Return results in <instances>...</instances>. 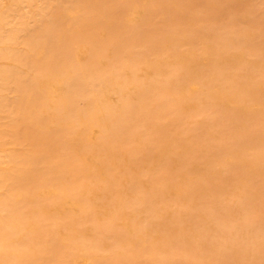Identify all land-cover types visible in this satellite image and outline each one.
Here are the masks:
<instances>
[{"label":"rangeland","instance_id":"1","mask_svg":"<svg viewBox=\"0 0 264 264\" xmlns=\"http://www.w3.org/2000/svg\"><path fill=\"white\" fill-rule=\"evenodd\" d=\"M2 1L3 2L5 1V2L3 3ZM2 1H1V3H3L2 5L9 6L11 4L9 6L10 9L14 8L12 7L11 0H9L10 2L9 1L7 2V0H2ZM27 1L28 0H25L21 3V5L20 4L18 5L20 8V6L22 5L24 6V2L27 4L26 8L25 6L24 7L22 6L20 10L17 9L18 8L17 7L16 10H18L19 12L16 10L11 11L8 7L7 8L5 6L2 7L1 5V10H0L1 14H4L7 12V15L12 17L11 14L14 13L13 14L14 16L15 12L18 13V17L16 14L15 15L16 18L14 16L13 21L11 20L13 19L11 17H10V20L8 19L9 21L8 24L10 26L7 25L6 26L7 28L6 27H5L6 29L4 28L5 35L8 33L9 35L14 37L15 32H16L15 36H18V37L16 38L14 37L15 38L14 40H17V39L18 40L14 41L12 37L11 40H13L14 42L10 41L12 43V44L10 43L11 45L7 43V46H4L6 44L4 45L2 44V46H0V50L3 48L6 49V47L8 48L10 47V49H14V51L17 49L15 52L13 50L11 51L15 54L17 53V57H16L17 60L15 61L16 58L15 59L14 57L12 58V56L14 55L11 56V59H14V62L11 61V59L7 57L5 59L3 58L4 59L3 61L0 57V61H1L0 67L2 64H4L2 65L3 68L8 66L9 69L11 70L10 67H12L14 64L15 65L14 67L15 68L17 67L18 71L21 70L20 72H23V71L26 72L27 74L18 73V75H20L19 78L20 77H22L21 79L24 78V81L17 80L19 82L22 81L21 85H19L20 84L19 83L18 86L20 88L22 86H23L22 88L24 87L26 89L30 88L29 90L28 89L27 90L29 92L32 91L31 93L28 94L27 93L28 91L25 88L23 89V91H21L22 89L18 88L16 86L17 84L16 85L13 84L14 86H11L12 88L14 87L13 89L17 91L19 89L21 91V94L27 91L26 92L27 95L24 96V99H22V102L20 101L22 104L17 100L19 103V104L17 103V105L21 104V107H19L20 111L18 110V107H17L18 112L15 111L16 110L15 104L17 101H13L15 102V104L13 102L11 103L12 100L8 96L13 94L12 95L13 98L16 95H18V97L20 98L21 94H19L18 92L17 94L15 93L11 94L12 91L14 92L13 89L11 92L6 91L7 93L10 94V95L9 94L7 95L8 98L6 97V99H10V101L8 100L7 103L10 102L9 105L12 104L14 106V108H12L13 106L11 105L12 107L10 106L9 108L14 109L16 114L13 112L12 115L10 114H9L10 116L8 115V118L10 119L12 118L11 120L6 119V118L4 120H9L7 122H10V123H12V120H14L16 121L15 122L16 124L13 121L12 123L13 126L9 123L12 128L7 127L6 129V126L5 127L3 126L1 127V129L5 128L7 130L6 131L2 129V131L4 132L6 131L5 133H8L7 134L8 136L4 138L6 140V139L12 138L9 136H12L13 135L12 133H14V131L11 132L9 129L12 130L14 127V128H19L22 131H25L26 130L25 125H27V130H28L31 127V125L30 127H28L29 124L31 123L34 126V129L37 131L35 132L34 129L32 131L31 130L33 128L32 126L30 129L31 133L30 131H27V132L25 131L27 133L26 134L27 138H29L30 136H34V138H37L39 137L38 135L42 136L44 132L46 131V134H44V136L45 135L48 136L49 134V137L51 139L53 135L58 138L57 134H59V140L61 136V139L63 138L66 141V144H64L65 141L64 143L58 141L59 145H61L62 147H59V149L56 152L55 150H53L54 148L53 146L57 147L56 146L57 142L55 143V141L54 142L52 141L55 144L52 146L53 148L51 147L50 150L48 149V152L50 151V153L46 154L43 152L44 155H48L50 157H52L51 154L57 153L59 156L58 158L61 160L60 162L58 161L59 159L56 158L58 159L57 160L58 165L59 163L61 165L62 160H63V164H62L63 166L59 168V171L58 170L55 171L57 167L56 168L53 167L54 172H56V174H58L59 176L54 174L56 175L55 177H57L55 178L54 175L52 174L54 173L53 171H51L50 173L52 174L51 175L52 177H46V176H50V174L46 176L42 174L45 177L43 176L38 177L39 181L42 179L41 180L42 182L40 181L42 184H40L39 182V185L40 186L42 185L41 188L38 184L37 185L39 186V188H37L36 184L33 185L34 181L29 182V183H22L23 185L27 184V186L30 183L32 184L28 187L26 186L27 188L26 187L24 188V186H21L22 185L21 183H20V186H18L19 184L17 185V183L15 185V182H13L12 184L14 186L11 187L12 179L11 177L8 178L10 176L9 174L10 171L8 170H10V167L13 165V164H9L11 163L9 159L11 158L10 156L12 154L15 155L12 152L14 151L12 150V148L15 149V147H18L19 145L17 146L11 145L10 147L9 144H11L10 143L12 141L11 139H10L11 141L7 140L8 143H6L7 141L5 142V140L4 141L0 140L4 142V143H1V145L2 144L4 145L2 149L0 145V150H3V151L6 150L4 152H8L9 150V154L11 152L10 155L7 153V154H2L1 156L0 154V161H2L3 163L1 164L0 162V220H1L0 221V234H3V232L6 234L7 232L9 233H11V231L13 232L11 233L12 235H10L11 238L9 237V241L7 240L8 242L5 241V238L6 237L8 238L9 235L6 236L5 238H3V236L1 238L0 236V240L2 241L4 240V243H5L3 244L2 242V244H0V264H62L63 261H64V264L66 262H67L66 264H69V263L71 264L72 262L74 264H95L96 262H97L96 264H183V263L188 264V262L190 263V260H191V264H193L195 260L197 262H195L194 264L196 263L198 264V260L200 258H201L200 262H202V260H205V259L208 260L210 256L212 257V261L214 264H219L218 262H216L217 258H219V262L221 264L223 263L220 261L221 259H223L222 261L225 262L223 264H232L235 259H238L237 255H240L238 259L240 263L239 261L237 263V260H235L234 264H256V263L264 264V255H263L264 254V78H262L264 77L263 76L264 75V70H263L264 68V62H263L264 61V0H132V1L131 0H77V1L76 0H40L39 1L38 0V2H36L37 4L39 3L38 6L36 3L34 4V0H30V5L33 8H31V6L29 7V3H27ZM85 2L86 4L84 5ZM31 3L34 5H32ZM3 8L4 10L2 11ZM129 8H133V9H129ZM62 9L63 10L65 9V11L72 10L73 12L71 11L72 14L71 12L65 13ZM76 10H78V12H75ZM10 11L11 13H9ZM60 11H62L63 14H67V15L69 14L68 16L69 17L71 16V17L69 18L67 16L66 18V16H62L63 14H61L62 12L59 13ZM129 13L130 15H132L133 13L136 17L130 16ZM25 15H29V16H25ZM54 15H60V16L56 17ZM21 16L23 17L21 18ZM61 16L63 17V19L65 17V19H69V20L66 21L65 23V19H64V22L62 23V25L59 26V24H61V21H63L61 20L62 18ZM51 17L53 18L55 17L54 19H57L59 17V19H57V23L55 22L56 20L52 21ZM80 20H83V22L85 23V24L84 23L82 24L81 22L83 26L84 25H87V26H85L84 28L79 27L81 26ZM10 21L12 23H10ZM23 21L24 22L26 21L25 22L26 24H24ZM98 21L100 23H98ZM68 22L69 24H67ZM73 23L79 24L77 31H75L76 30L75 27L78 24H76L75 26H72L74 25ZM25 27H26V30H25ZM49 27L50 28L53 27V28L49 29ZM12 28H13L14 34L11 30ZM63 28H66V29H63ZM53 29L54 30L56 29L57 31L56 30L54 31ZM7 30L10 31L11 33L7 32ZM46 30L47 32H49L50 30V32L53 33V35H51V33H48L47 35H43L47 33ZM19 31L21 33H19ZM76 32H77V36L75 37L74 35H76ZM63 33H68L71 35L72 33L73 34L75 33L74 35H72L74 36L72 38H76V40L78 39V35H79V39H78L79 42H77L75 39H72V38H71L72 42H70V39H68L70 38L68 37L69 35L64 37L65 35ZM81 34H82V37H81ZM39 35H41V37ZM42 35L44 37L46 36L44 40H43ZM97 35L99 36L101 35V37ZM36 36H37V39L39 40V41L37 40L38 43L36 45L43 46L44 48H46L44 49L45 51L43 50L45 53H41L42 48L39 50L41 54H39L38 51L36 54L34 53L36 50L40 48L38 47L37 49L36 48L37 46H34L36 43L35 42ZM48 37L51 39L48 40ZM29 38L31 39L34 38L33 40L34 44L32 43L33 44L32 46L31 44L29 45L31 41V39ZM97 38L99 39V42H97L98 41ZM59 39L61 43L59 42ZM169 39L171 40L170 42H169ZM26 41L27 42L29 41L28 44L26 43ZM175 41H177V43ZM211 41L214 42L215 47L218 46L216 48L218 51L219 50L223 51L221 53L219 52L218 56L216 55L217 50L213 53L214 55L210 53L211 57L207 56V54L206 55L204 54V52L208 53L209 51L207 50V48L213 45ZM45 42H46V45H45ZM58 42L59 44H57ZM75 42L77 43L75 44ZM14 43L18 45H15ZM63 43L65 44V46H63ZM169 43L171 46L168 45ZM55 44L57 47L56 46L54 47ZM74 44L78 48L75 47L76 49L73 50L72 47ZM162 44L164 45L162 46ZM60 45L63 47L61 48V50L59 49L61 47ZM66 45H68L67 46V48L69 47L68 49H72V52L70 50L69 52L71 54L73 53L74 58L75 57L79 58L78 60L77 58L73 60V57L71 58L68 57L70 53L67 52V50H65L67 49L65 48ZM69 45H71L72 47ZM179 45L182 47L179 48L180 47ZM52 46L53 48L51 49ZM166 48L171 49L169 51H171V53L172 52L174 53L172 54L169 53V51H167L168 49ZM54 49L56 50L55 52L52 51ZM77 49L80 52H82L83 50L84 51L82 53H79V51L77 52ZM163 50H164V53H163L164 55L162 54ZM178 50L180 53L177 52L176 54L175 52ZM24 51H25V55H24ZM62 51L64 52L66 51V54L68 53V56L66 54H63V55H65L66 58H68V60L72 59L71 60L72 63L71 61L67 63L68 60L60 53ZM85 51H87L88 53ZM28 53L31 55H29ZM59 53L62 55V57L65 58L66 62H63L64 58L62 61V58L60 57L61 55H59ZM192 53H193V57L195 55L194 58H196V56L199 55L200 59L199 57H197L196 60L193 59V61L188 60L189 62H186L187 60L185 61L184 59H186V57L189 59L190 58L189 55H191V58H193ZM32 54L33 55L35 54L36 56H33ZM51 54L52 55L54 54L53 61L51 59L52 57H50ZM173 54L175 56H177L178 54L180 55L177 56L178 58L177 57L175 58L174 56L173 57L174 61H173L172 60ZM165 55L166 57H170V58L169 59L166 58ZM47 56H49L51 60ZM162 56H164L165 58L163 59ZM206 56L207 58H205ZM212 56L213 57L217 56V57L212 58ZM9 57H10V54H9ZM18 57L19 58L21 57L20 58L21 62L20 60H18ZM26 57L31 58L29 59L30 61L33 60L31 62L32 64L29 63V61L28 62L26 61L27 60ZM218 58H222V60L221 59L219 60ZM223 58L226 59L227 64L225 63L224 61L225 59ZM227 58L229 60H227ZM22 60L25 61V63ZM46 60H48V62L51 61V64L46 62ZM17 61H19L20 64L23 63L21 64L22 67L20 64H18ZM73 61H75L74 64H73ZM90 61L92 62L94 61V62L92 63ZM146 61L151 64H153L152 62L155 61L156 63L154 62L155 64H153V66L158 64L157 66L154 67L156 71L153 70V68L151 67V64H146L147 63ZM179 61L180 62L185 61L186 65L190 62L191 63L188 66H185L184 65L185 62H183L182 64ZM206 61H208V63H206ZM45 62L48 63V64H45V65H48L47 67L45 65H42V63L44 64ZM69 63L72 64V72L76 70V73L75 72L72 73L71 71L69 72L71 73L70 75H73V76L68 75V73H65L64 71V67H65V70L67 71L71 70V69H68V68H71L69 67V65H71ZM88 63L91 64V66ZM160 63L162 64L163 67L159 65ZM172 63L175 66H173ZM177 63L178 64L180 63L181 64L180 67L182 68L178 67L177 65V67L179 68L178 69L176 67ZM25 64L27 65V67L24 66ZM92 64L93 65L95 64L94 65L95 67H92ZM196 64L200 67V69L197 68L198 66ZM213 64L215 66H217L218 64L221 68L219 66H217L219 69H217V67L214 68L215 66ZM9 65H12V66H9ZM41 65H42V69H43V66L44 68L46 67V69H49L48 67H53V66L55 67V70L57 68L58 70L63 69L62 71L59 70L62 73H60L59 71L58 72L56 71L57 74L63 75L61 76L63 78L66 74L67 76H70L67 78L68 80H65V81H63V78H62V82L66 83L67 81L72 87L71 88L70 86H67L68 91L64 92V93L68 92L66 94L67 97H64L63 96L64 93L61 94L62 93L61 91H64L66 89L64 85H67L68 83L64 85L62 83L60 85L59 83L61 82L58 81V83L57 82L55 83L59 85H56L55 83L50 85V90L52 91V89H54L53 90L54 93L55 92L57 93V94L55 93L56 95L54 93L50 94L51 98L54 97L52 98L53 101L54 99L57 101V99L59 100V98L63 97L69 100L68 103L70 101H72L73 103L72 104L70 102L69 108L71 109L69 110L71 111L67 109L68 113L71 112V115H69L70 113L68 114L66 112L67 113L66 115L68 116H65V118H69V121L65 119L63 120L65 123L62 122L64 125L58 124V126L63 125V127L57 126L56 129L53 127L55 131L53 130L50 131L51 126H53L50 124L54 122L51 118L43 117L42 121H40L41 122L40 124L37 121L36 116L33 119V116L37 114L35 112L38 110V108H36L37 105L34 100V96H32V94L34 93V90L32 89V83H30L29 81H31L30 80L31 76L33 77L34 75V77H36L37 72L39 73L40 71L41 72H44V70L46 71V69H43V70L40 69ZM143 65L145 68L144 67L142 68ZM146 65H149V66H146ZM184 66L185 68L188 67V69L185 70ZM14 67H12V69ZM54 67L53 69L50 68L51 70H53L50 72L55 73ZM60 67H62V69ZM78 67L79 69H82V70L80 71L78 69L77 71ZM146 67H149L150 69L148 70V68L146 69ZM169 67L171 68V70ZM20 68H22L23 70ZM36 68H38L37 71H36ZM90 68L94 69V71L91 70ZM196 68L198 70H196ZM229 68L232 70L230 71ZM253 68H254V71H253ZM83 69H84V72H83ZM174 69H178L177 72ZM180 69H182V71ZM5 70H2V71H5ZM85 70H88V72L90 71L91 72L93 71V72L91 74V72L88 73V72H85ZM169 70L171 71V73L175 71L176 74L174 73L172 74H174L176 78L174 77V75L171 77L170 72H168ZM190 70L192 71V73ZM152 71H155V74ZM15 72H17V70ZM79 72L80 73L82 72L81 74L83 76H81V74H77ZM167 72L169 73V77L171 78L172 81L171 80L169 81L168 80L169 77L167 79L166 75H164V73H167ZM178 72L180 73L177 74ZM185 72L187 73L185 74ZM252 72H255V74L254 73L251 74ZM28 73L30 74L28 75ZM84 73H86V75ZM157 73L158 74L160 73L159 75L160 78L158 77ZM145 74H146V77H144ZM189 74H191V76ZM213 74L214 76H212ZM247 74L249 75L247 76ZM102 75H103V79L104 78L106 79V80L104 79L103 82L101 81L103 80ZM110 75L114 81L111 79ZM201 75L202 77L204 76L203 78L204 80L208 82V85L212 81L211 79L214 80V82L212 81L213 83L211 82L209 85L211 88H207L208 85L206 81H204L206 82L204 83L205 85L200 84L201 82L203 83V81H201V78L198 77ZM225 75L227 76L225 77ZM122 76L124 79H122ZM163 76L166 78H164ZM57 77L59 78L60 75H58ZM71 77L73 81L70 79ZM189 77H193L194 81L192 80L193 78L190 79ZM33 78H31L32 82L34 80ZM114 78L117 80H115ZM244 78L246 81L243 80ZM69 79L71 81H69ZM154 79H160L158 81L155 80L156 83L161 82V84H164L165 83L164 81L166 80H168L166 84H168L169 82H172V83H169L168 85L164 84L162 85L163 87L160 84H158L157 85L158 87L157 86L155 88L153 87L154 89L153 91L151 87L153 86V84L151 81L154 82ZM195 79L198 81V83ZM251 79L253 80L252 82H251ZM26 80H29V81H26ZM58 80H61V79L59 78ZM106 81H107V85L106 83H104ZM108 81L113 82L114 85L110 86L109 85L110 82L108 83ZM115 81L117 84L114 83ZM118 81H121L122 83L123 81L126 82L125 85L126 86L128 85L127 86L128 89L125 88L124 84H123L124 88L123 87L121 88L120 87L121 82L119 83V86L117 88L116 86L118 85ZM234 81L236 84L234 83ZM173 82H177V83H173ZM184 82L186 83L187 86L185 85ZM244 82H247L248 84ZM262 82H263V85H262ZM29 83H30V86H29ZM142 83L146 84L145 85L146 87H143V89L146 88V90L144 89L143 91L145 92V94L144 93L142 94V91H140L141 94H139V91H138L142 88L141 86ZM250 83L252 85L254 84L255 86L254 85L250 86ZM171 84L174 85V87ZM212 84L214 85V87ZM139 85L141 86V88H139ZM248 85H249V88H246ZM135 86L139 88L137 89L138 93L137 92L134 93L136 91L135 90L136 88L134 89ZM164 86L166 87L167 91L164 88ZM226 86L227 87L232 86L231 87L232 89H227ZM74 87L77 89H75ZM212 87L214 89H212ZM255 87H257L258 89L257 88L255 89ZM10 88L8 87L7 89L11 90ZM102 88L103 89L105 88V89L103 90ZM199 88H201V91ZM251 88L255 89V90L253 89L254 92ZM113 89H116V90L118 89L119 93L122 91L124 93L122 96L121 94L120 96H117L118 94L116 95L115 93L116 90L114 91ZM157 89L160 91L161 90L163 91H161L160 93V91L157 92ZM208 89H210V92H208L209 93L208 99L206 98L208 93H206V97H204L203 95L204 100L202 99L203 98L202 96L200 99H196L198 97L197 95H200V94L202 95V93L204 94V91L207 92ZM228 90L231 91L230 93H228V95L229 96L232 95L233 99L225 95L227 93L225 91H228ZM235 90L238 92H236ZM93 91L95 93L96 91H99L100 94H104L105 96L102 95L100 97L98 93L95 94ZM197 91L199 93H197ZM6 92H4L5 94L3 93L4 98H5ZM195 92L197 93L196 95H195ZM128 93H131V98L133 99H130V97L129 98L124 97ZM221 93L224 96L221 95ZM93 94L96 96H94ZM133 94L135 95L133 96ZM213 94H214V97H213ZM23 95L24 94H22V96ZM27 96H30V98L34 102L32 103L31 99L28 102L27 98L29 97ZM180 96H182L183 99H181L182 97ZM186 96L187 97L189 96V97L187 98ZM193 96L195 97L192 98ZM209 96L211 98H209ZM90 97L92 99L93 97L97 99L96 100L97 103L95 104V106L93 102L95 99H93L92 101L93 103H92L91 101L88 100V98L90 99ZM103 98L105 100H103ZM107 99H110L111 102L110 100H107ZM115 99H118V100L115 101ZM192 99L195 100L194 102H196L197 105L196 103L192 102ZM210 99L212 101H210ZM216 99L218 100L216 101ZM229 99H231L232 101ZM253 99L254 101L255 100L256 101L254 102ZM78 100H79L80 105L82 103L81 106L77 105ZM81 100H84V102L83 101L81 102ZM121 100L124 101V103H122L124 106L128 105L129 103L130 105L127 106V108H130V109L126 110V107L124 108V106L121 105L120 103ZM184 100L187 102L189 101L188 103L189 105L187 104V102L184 104ZM258 100L260 101L259 104L257 103ZM98 101H100L102 106ZM103 101L107 103L109 102L108 103L109 105L108 104L106 105ZM24 102L27 104V106L25 107H23L25 104ZM90 102L91 104H93V106L92 105L90 106H92L93 108H97L99 110V111L96 110L97 112L99 113L100 111L102 112L100 115L98 113L97 117L95 114L96 113L95 109L92 110V108L88 107ZM199 102H201L202 105ZM206 102L207 104H205ZM84 103H86V105L88 104V106L84 107L85 106ZM193 103L195 104V106L193 105ZM30 104L31 106L34 105L33 108L30 106ZM75 105L78 106L79 108H77ZM113 105L115 107L117 105L116 107L117 109L115 110L111 109L112 111L110 112L109 107L110 106L113 107ZM29 106H30V109H29ZM83 107L85 109H83ZM103 107L105 109H103ZM21 108H24V109L22 110ZM34 108L36 109V111L33 110ZM86 108H87V111H86ZM107 108H108V111H105L104 113V110H107ZM5 109H4V115L6 116L7 112L5 111ZM25 109H28V111ZM72 109L74 111H76L75 109H78V110L74 112ZM119 109H122V110H119ZM146 109H148V111H146ZM175 109H177L178 111H176ZM10 110L11 109H8L7 111L10 112ZM80 110H83V112L85 111L87 113L82 112L80 115L79 114ZM119 111L120 113L122 112L121 117L119 114H117ZM152 111H155V112H152ZM20 112L21 113L24 112L23 115L22 114L18 115V113ZM32 112L35 114H33ZM29 113H31L30 115L33 114V116H29L28 115ZM111 113H116L117 115L116 114L114 115L118 117H117V121L115 119L116 116L112 117V120L115 119L114 120L115 122L114 121L111 122L109 126V127L112 126L110 128V132L114 126V128L117 127L118 133L121 131L123 134H121V132L120 134H118L112 131L111 135L109 134V136L111 137H108L105 134L108 137V139L110 138L109 140H106L107 137L105 135H103V140H105V142L100 141V139H102L101 137L100 139H98V141H100L101 143H104V147L105 149H107L109 155L107 154L108 155L107 158L101 161L102 166H99L98 167L99 169L96 168V171H95V167L89 166L90 169L92 168L90 170L92 174L90 172L88 173L87 169H86L87 171L84 170L83 163L79 161V159L81 158V154L83 153V151H85L86 147L82 149L79 147L77 149L76 147L77 149L76 150L74 146L67 144L68 141L70 140L65 139L63 137L64 136L63 134L68 135L69 132H73L71 128L74 127V130H75L76 128H78L77 125L81 126L79 115L80 116L84 115L83 117L86 118V120H88L87 125L89 123L94 124L93 122L96 123L94 124V126L96 125L95 127H92V128L90 127L91 129L90 132L92 133V135L90 134L88 135V136H91L90 139L93 142L89 141L90 140L89 137L86 138L89 140L85 141L87 142V145L92 146L94 145L93 143L98 142L95 139V137L97 138L96 134L101 133L100 129L104 126L103 125L104 122L102 121L104 120L105 117L110 116ZM151 113H154V114H151ZM87 114L88 116H86ZM91 114L95 115V117L92 116L94 117V120L96 119L95 121H93ZM2 115L3 113L1 114V116ZM1 116H0L1 124L2 123L6 124V122L4 123V121L1 120ZM23 116H29V117H26L27 119H25V117ZM72 116L74 118H71L70 120V117ZM15 118H18V120H15ZM19 118L21 119L23 118V121L21 123L23 125L22 128L21 126H19L21 122ZM101 118L103 119L101 120ZM30 120H33V122H31ZM97 120H100L99 123ZM119 120L121 122H119ZM34 121L36 125L37 124L41 125L42 128L40 129V126L38 125L37 126L39 128H36L37 126L35 127ZM44 121L46 124L43 123ZM71 123L73 124L75 123V125ZM92 124L91 126H93ZM119 124L121 126H119ZM97 125H99L100 129L99 128L96 129L98 127ZM69 126L71 128L68 129ZM86 126L85 128H88ZM81 128L79 127V130ZM125 129L127 130L125 131ZM79 130L77 129L75 131H79ZM41 131L43 134L40 133ZM114 131H116V129ZM32 132L36 133L37 135L36 134L34 135ZM40 140L41 139L36 140V141H38L39 144L40 142L43 143L42 141L43 139L41 141ZM119 142L120 143L122 142L121 145ZM172 142L174 143L173 148L171 147ZM5 143L6 145L7 144L9 145V148L5 146ZM45 143H43L42 146L41 144L40 145L37 144L36 145L37 149L35 150L39 151L40 147L43 148V145ZM71 146L74 148L72 149ZM18 148L22 149L21 146ZM44 148L46 149L47 147L45 146ZM66 148L68 149L71 148L69 150H74L72 151L73 153L70 152L69 150H66ZM78 150L82 152L80 155H78V157L80 158H78L76 155ZM42 151H45V150L41 149V152L39 151L37 153L41 154ZM80 151L78 153H80ZM5 155H9V159L8 157H5ZM114 155L117 158H115ZM117 155L118 156L120 155V156L118 157ZM168 156H170L172 159ZM4 157L6 161L4 160ZM50 157L48 158L49 162H50ZM238 157L239 159L241 158L243 159V161L242 159L240 161L244 163L246 161V163L245 164L242 162L240 163L239 159H237ZM52 158H54V156ZM56 159H54L55 162H56ZM3 160L5 161V163L3 162ZM54 160L52 159L53 162ZM71 161L73 162L70 163ZM91 161L93 164L97 163V160L95 158H92ZM110 163L111 164L117 163L119 168L118 167L116 168L117 165L116 166L114 165L117 170L114 169L113 165H111ZM103 164H105V166ZM119 164L121 165L119 166ZM38 167H41V166H38ZM63 167L67 170V172L66 170H64ZM62 168L64 171L61 170ZM92 171H95V172H92ZM84 175L89 178L84 177ZM5 176H7V178ZM82 176L84 178H82ZM107 177H109L110 179H107ZM113 177H115V179ZM6 180H8L10 184L9 183L6 184ZM35 183H36V180H35ZM93 191L95 193L97 192V194L100 192L101 193L96 198L95 196L96 194ZM124 191H125L126 196H124ZM60 192H62L61 195H63V192H65L64 195L65 194L66 195L64 197L61 195L59 196ZM174 192L176 196H174V194H171ZM26 193L28 194L30 193L32 195V196L30 195L32 199H30L31 197L29 198V196L27 195V198L29 200L25 198L23 200V197L26 195ZM93 193L95 197L92 195ZM81 194L82 195L84 194L85 196H82ZM119 195L122 198H119L118 197ZM20 197L21 199L19 200ZM90 198H92V201H90ZM120 199L123 201H121ZM55 201L56 202L59 201L58 207L59 205L62 206L61 208L56 207L57 210L60 209L62 214L60 211L58 213L56 209L54 211V208L57 204ZM116 201L119 202V206L117 204L118 202L116 203ZM52 202L53 203L55 202V204L52 205ZM107 203L109 204V206ZM122 203H124V205H122ZM50 204L52 205L51 209L53 210H50V207H51L49 206ZM120 204L122 206H120ZM111 205H115L119 209H117V207L114 206L117 209V211L115 208H113L114 209L113 210L112 209L113 206ZM96 207L98 208V210H95L97 209ZM44 210H47L50 212H45ZM118 210H120L119 212L121 214L118 212ZM41 211L42 212L44 211V212L42 213ZM51 211L52 212L54 211V212L52 213ZM121 211H123V213ZM207 216L208 218L206 220L208 221L211 220L210 222L211 223L215 222L214 224L218 223L215 225V227L210 223L208 225V226L210 225L213 226V227L211 226L209 229L217 228L215 230L217 233L214 231L215 233L213 235L212 233L214 229L212 230V233H211V230L207 232L205 231V230H209L207 229L208 228L207 225H206L207 228L205 229V224H207L208 221L204 222V220L202 219ZM148 219L149 221L146 223ZM116 220L117 221L119 220V221L116 222ZM120 221L125 222L126 225ZM202 223H204L203 228L201 227ZM11 224L13 226L15 225V227H13L12 230L10 229L11 230L10 231L9 229H7V226L11 228L10 227ZM219 224L222 225V226L220 225L221 229L218 227ZM190 225L192 226L194 225L193 226V228H195L194 230H196L198 227H201L202 229L200 230L198 228L199 231L196 230L198 233L197 234L196 231H194L192 228L191 230H193L195 234H197V235L195 234L193 235L192 233L194 232L188 229ZM159 226L161 229L159 228ZM187 226L189 227L187 228ZM153 227L154 228L156 227L158 232ZM181 227L187 228V230H184ZM14 228L17 230H15ZM176 228L178 230H181L182 232L184 230V233L186 234L184 235V233H182V235L184 236H181L180 234L177 235L178 230ZM227 228H229V230H227ZM238 228H239V231H238ZM73 229L76 230L77 233L73 232ZM134 229L136 230V233L133 232ZM143 229H144V232L146 233L149 232L148 235L143 232ZM151 229L155 231L150 232ZM203 229L205 230L202 231ZM138 230H141L142 232ZM189 230L191 231V233H188ZM241 230H242V235L240 234ZM129 231H131L130 232L132 233L131 235ZM121 232H123L124 234ZM138 232L143 233L144 234L143 237L146 236V238H144V240H140L139 238L142 239L141 236L143 235V234L141 235V233L139 234L140 236H137L139 238H137L135 235H137ZM89 233L91 234V236L89 235ZM153 233L159 234L158 235L160 238L159 242H158V236L154 235ZM208 233H211V234H208ZM231 233L234 234L232 237H234L235 239L231 237ZM235 233L238 234L239 236H235L236 235ZM60 234H62L63 236H61ZM72 234L73 236L70 237ZM119 234H120V237H119ZM121 234L123 236H121ZM190 234L191 236H189ZM201 234L203 236H201ZM77 235H78L79 241H78V238H76ZM134 236L137 238V240H135ZM149 236L150 238L151 237L154 238L155 236H157V238L155 237L157 240L155 241L152 239L153 243H151L152 240L148 239ZM198 236H200L201 238L204 237L202 238L204 240L202 241V239L198 238ZM73 237H75L77 240L74 241L75 238ZM121 237H125V240L119 239ZM161 237L162 238L166 237V238L162 239ZM193 237L195 240L193 239ZM196 237L198 238L197 240H196ZM71 238H73L74 240ZM99 240L100 242H98ZM120 240H122V243H120L121 242ZM143 241H146V242L143 243ZM77 243H79L80 245ZM73 244H76V245H73ZM141 244H143V246ZM151 244L153 247L151 246ZM116 245H119V246H116ZM77 247L80 248L81 252L79 251ZM211 247H213L214 250ZM228 247L231 249H229ZM112 249H114L117 252L114 253L113 252L114 250ZM198 249L200 250V252ZM205 250L208 252H206ZM251 250H252V253H250ZM189 251L196 257L191 256L190 255L191 253ZM18 252L19 253L21 252L20 254L23 253L24 255L22 254V256H20ZM201 252L202 254H200V258H199L198 255ZM259 253H261V255ZM212 254L216 255L214 257H217V258H214ZM17 255H19L20 258L19 256L17 257ZM204 255H207L206 257L208 258L206 257L204 258L203 257ZM230 255L231 256L233 255L232 257H234V260L233 258H231ZM258 255L260 256V258H258L259 257ZM94 256L98 258L97 259L98 261L96 262L93 261L96 259V258L93 259ZM213 258L216 260H214ZM90 259H91V262H90ZM192 259L194 260L193 263H192ZM180 260L181 261L183 260V261L181 262ZM227 260L228 261L230 260L229 261L230 263H228ZM212 261L211 259H209L208 262L206 261L204 262L207 264L209 263L213 264Z\"/></svg>","mask_w":264,"mask_h":264},{"label":"bare ground","instance_id":"2","mask_svg":"<svg viewBox=\"0 0 264 264\" xmlns=\"http://www.w3.org/2000/svg\"><path fill=\"white\" fill-rule=\"evenodd\" d=\"M1 1H2V0H0V10H1V5L5 2V1H4V2L2 1L3 3H1ZM8 1H9V0H7V2H8ZM11 1H12V7H14L13 9H12V8L10 9V7H9V6L11 5L10 3H8V4H10L9 6L2 5V7H3V6H5L6 8L8 7L11 11H13V10L15 11L16 8L18 7L17 9L20 10V8H22L23 5L20 6V8H19L18 5H19V4L21 5V3H22L23 1H25V0H11ZM39 1H40V0H39ZM76 1H77V0H76ZM131 1H132V0H131ZM9 2H10V1H9ZM31 2H32V1H31ZM36 2H38V0H34V4H35ZM111 2H112V1H111ZM27 3H29V7H30V6H31V5H30V0H28ZM25 4H26V3L24 2V6H25V8H26V7H27V4H26V5H25ZM31 4H32V3H31ZM34 4H32V5H34ZM36 4H37V3H36ZM38 4H39V3H38ZM38 4H37V6H38ZM85 4H86V2L84 3V5H85ZM87 4H88V3H87ZM13 5H15V6H13ZM52 5H53V4H52ZM52 5H51V6H52ZM125 5H126V4H125ZM174 5H175V4H174ZM24 6H23V7H24ZM172 6H173V5H172ZM175 6H176V5H175ZM86 7H87V6H86ZM176 7H177V6H176ZM31 8H33V7L31 6ZM133 8H134V7H133ZM133 8H129V9H133ZM82 9H83V8H82ZM129 9H128V10H129ZM3 10H4V8L2 9V11H3ZM60 10H61V9H60ZM62 10H63V9H62ZM107 10H108V9H107ZM8 11H9V10H8ZM11 11H10L9 13H11ZM16 11H18V10H16ZM30 11H31V9H30ZM63 11H64L65 13H69V12H71L72 10H68V11L66 10V11H65V9H64ZM129 11H130V10H129ZM4 12H6V11H4ZM4 12H3V13H4ZM18 12H19V11H18ZM21 12H22V11H21ZM24 12H25V11H24ZM61 12H62V11H60L59 13H61ZM72 12H73V11H72ZM72 12H71V14H72ZM75 12H78V10H76ZM75 12H74V13H75ZM79 12H80V10H79ZM98 12H99V11H98ZM130 12H131V11H130ZM34 13H35V12H34ZM59 13H57V14H59ZM86 13H87V12H86ZM86 13H85V14H86ZM105 13H106V11H105ZM112 13H113V12H112ZM13 14H14V13H13ZM13 14H11V15H12V17H11V16H8V15H7V12L4 13V14H1V13H0V46H2V44H3V45L6 44V45H4V46H7V43H9V45H11V44H12L11 42H12L16 37H18V36H15V35H16V32H15V35H14L15 38H14L13 36L9 35L7 32H9V33H11V32L8 31V30H7V32H6L7 34H6V35L4 34V28H5L7 25L10 26V25L8 24V22H9L8 19L10 20V17H11V18H13V19H11V20L13 21V20H14V16H15L16 14H17V17H18V13L15 12V15H14V16H13ZM19 14H20V13H19ZM25 14H26V13H25ZM61 14H63V12H62ZM91 14H92V13H91ZM91 14H90V15H91ZM119 14H120V13H119ZM68 15H69V14H68ZM68 15H67V14H63L62 16H66V18H67ZM73 15H74V14H73ZM97 15H98V14H97ZM113 15H114V14H113ZM129 15H130V13H129ZM25 16H29V15H25ZM54 16L57 17V16H60V15H54ZM62 16H61V17H62ZM87 16H88V15H87ZM101 16H102V15H101ZM117 16H118V15H117ZM130 16H135V15L132 13V15H130ZM22 17H23V16H21V18H22ZM68 17H69V16H68ZM70 17H71V16H70ZM70 17H69V18H70ZM74 17H75V16H74ZM74 17H72V18H74ZM88 17H89V16H88ZM93 17H94V15H93ZM128 17H129V16H128ZM135 17H136V16H135ZM142 17H143V16H142ZM15 18H16V16H15ZM31 18H32V17H31ZM54 18H55V17H54ZM54 18L51 17V20H52V21H55V20H56L55 22L57 23V19H59V17H58L57 19H54ZM107 18H108V17H107ZM64 19H65V17H64ZM64 19H63V17L61 18V20H63V21L60 20V21H61V24H59V26L62 25V23L64 22ZM88 19H89V18H88ZM92 19H93V18H92ZM103 19H104V18H103ZM26 20H27V19H26ZM31 20H32V19H31ZM68 20H69V19H65V23H66V21H68ZM71 20H72V19H71ZM94 20H95V19H94ZM124 20H125V19H124ZM18 21H19V20H18ZM52 21H51V22H52ZM76 21H77V20H76ZM76 21H74V22H76ZM108 21H109V20H108ZM23 22H24V21H23ZM25 22H26V21H25ZM25 22H24V24H26ZM81 22H82V24L84 23L83 20H80V24H81ZM87 22H88V21H87ZM127 22H128V21H127ZM129 22H131V21H129ZM10 23H12V22L10 21ZM13 23H14V22H13ZM15 23H16V22H15ZM21 23H22V22H21ZM53 23H54V22H53ZM93 23H94V22H93ZM98 23H100V22L98 21ZM182 23H183V21H182ZM67 24H69V22H68ZM73 24H74V23H73ZM76 24H78V23H76ZM76 24H74V25H72V26H75ZM82 24H81V26H79V24H78V25L75 27L76 30H75V28H74V30L77 31V30H78V26H79V27H82V28H84L85 26H87V25H84V26H83ZM84 24H85V23H84ZM96 24H97V23H96ZM105 24H106V23H105ZM130 24H131V23H130ZM135 24H136V23H135ZM185 24H186V23H185ZM188 24H189V23H188ZM46 25H47V24H46ZM48 25H49V24H48ZM137 25H138V24H137ZM14 26H15V25H14ZM51 26H52V25H51ZM66 26H67V25H66ZM66 26H65V27H66ZM90 26H91V25H90ZM92 26H93V24H92ZM26 27H27V26H26ZM26 27H25V30H26ZM47 27H48V26H47ZM191 27H192V26H191ZM191 27H190V28H191ZM6 28H7V27H6ZM6 28H5V29H6ZM17 28H18V27H17ZM51 28H53V27H51ZM51 28L49 27V29H51ZM59 28H60V27H59ZM69 28H70V27H69ZM95 28H96V27H95ZM101 28H102V27H101ZM45 29H46V28H45ZM63 29H66V28H63ZM88 29H89V28H88ZM104 29H105V28H104ZM186 29H187V28H186ZM9 30H10V28H9ZM11 30H12V32H13V28H12ZM53 30H54V29H53ZM53 30H52V31H53ZM55 30H56V29H55ZM55 30H54V31H55ZM74 30H72V31H74ZM182 30H183V29H182ZM17 31H18V30H17ZM56 31H57V30H56ZM61 31H62V30H61ZM79 31H80V30H79ZM79 31H78V33H79ZM93 31H95V30H93ZM96 31H97V30H96ZM133 31H134V30H133ZM42 32H44V31H42ZM46 32H47V30H46ZM102 32H103V31H102ZM106 32H107V31H106ZM121 32H123V31H121ZM19 33H21V32L19 31ZM22 33H23V32H22ZM24 33H25V32H24ZM48 33H51L50 30H49V32H47L46 34H43V35H47ZM85 33H86V32H85ZM184 33H185V32H184ZM13 34H14V32H13ZM63 34L65 35V36L63 35L64 37H66L67 35H69L68 37H70V38H68V37H67V38L70 39V42H72V41H71V38H72V37H74V36L76 37V36H77V32H76V35H74L75 33H74V34L72 33V35H74V36H72L71 34H68V33H63ZM82 34H83V33H82ZM82 34H81V37H82ZM91 34H92V33H91ZM107 34H108V33H107ZM143 34H144V33H143ZM7 35H8V36H7ZM17 35H18V33H17ZM33 35H34V34H33ZM43 35H42V37H43V40H44L46 36L44 37ZM51 35H53V33H51ZM70 35H71V36H70ZM87 35H89V34H87ZM130 35H131V34H130ZM9 36H11V37H9ZM39 36L41 37V35H39ZM92 36H93V35H92ZM97 36H99V35H97ZM171 36H172V35H171ZM12 37H13V38H12ZM29 37H30V36H29ZM59 37H60V36H59ZM99 37H101V35H100ZM181 37H182V36H181ZM11 38H12L13 40H11ZM86 38H87V37H86ZM93 38H94V37H93ZM158 38H160V37H158ZM169 38H170V37H169ZM178 38H179V37H178ZM209 38H210V37H209ZM21 39H22V38H21ZM25 39H26V38H25ZM29 39H31V38H29ZM39 39H40V38H39ZM50 39H51V38L48 37V40H50ZM72 39H75V40H76V38H72ZM78 39H79V35H78ZM78 39L76 40L77 42H79ZM82 39H83V38H82ZM84 39H85V38H84ZM89 39H90V38H89ZM89 39H88V40H89ZM161 39H162V37H161ZM17 40H18V39H17ZM17 40H14V41H17ZM27 40H28V39H27ZM33 40H34V38L31 39L29 45L31 44V46H32V45L34 44ZM37 40H38V39H37V36H36V37H35V42H36V43H35L34 46H37L36 44H37L38 41H39V40H38V41H37ZM46 40H47V38H46ZM46 40H45V41H46ZM64 40H65V38H64ZM64 40H63V41H64ZM95 40H96V39H95ZM97 40H98L97 42H99V39H98V38H97ZM100 40H101V39H100ZM165 40H166V39H165ZM165 40H164V41H165ZM167 40H168V39H167ZM174 40H175V39H174ZM10 41H11V42H10ZM14 41H13V42H14ZM40 41H41V40H40ZM73 41H74V40H73ZM86 41H87V40H86ZM170 41H171V40L169 39V42H170ZM28 42H29V41H28ZM28 42L26 41L27 44H28ZM43 42H44V41H43ZM46 42H47V41H46ZM46 42H45V45H46ZM59 42L61 43L60 39H59ZM59 42H58L57 44H59ZM77 42H75V44H76ZM84 42H85V41H84ZM84 42H83V43H84ZM93 42H94V41H93ZM165 42H166V41H165ZM173 42H174V41H173ZM175 42L177 43V41H175ZM211 42H212V41H211ZM211 42H210V44H211ZM10 43H11V44H10ZM16 43H17V42H16ZM22 43H23V42H22ZM22 43H21V44H22ZM32 43H33V44H32ZM51 43H52V42H51ZM55 43H56V41H55ZM85 43H86V42H85ZM100 43H101V42H100ZM163 43H164V42H163ZM183 43H184V42H183ZM186 43H187V42H186ZM212 43H213V45H211V46H209V47L207 48V50L209 51L208 53H205V52H204L205 50L203 51L205 55L207 54V56H210V57H211V54H213V53L217 50L216 48L218 47L217 45H216L217 47H215L214 42H212ZM217 43H218V42H217ZM14 44H15V43H14ZM23 44H24V43H23ZM65 44H66V42H65ZM65 44L63 43V46H65ZM75 44L73 45V47H72L71 45H69V46H71L72 49L74 50V49H76L75 47H77ZM88 44H89V43H88ZM92 44H93V43H92ZM180 44H181V43H180ZM190 44H191V43H190ZM215 44H216V43H215ZM9 45H8V46H9ZM15 45H18V44H15ZM96 45H97V44H96ZM134 45H135V43H134ZM153 45H154V44H153ZM163 45H164V44H162V46H163ZM168 45H170V43H169ZM172 45H173V43H172ZM182 45H183V44H182ZM12 46H14V45H12ZM55 46H56V44L54 45V47H55ZM60 46H61V45H60ZM67 46H68V45H66L65 48H67ZM94 46H95V45H94ZM131 46H133V45H131ZM158 46H159V45H158ZM170 46H171V45H170ZM179 46H180V45H179ZM219 46H220V45H219ZM223 46H225V45H223ZM223 46H222V47H223ZM38 47H40V48L38 49ZM48 47H49V46H48ZM56 47H57V46H56ZM58 47H59V46H58ZM82 47H83V46H82ZM92 47H93V46H92ZM181 47H182V46H180L179 48H181ZM187 47H188V46H187ZM7 48H8V47H6V49H7ZM18 48H19V47H18ZM31 48H33V47H31ZM36 48H37L38 50H36V51L34 52L35 54L37 53V51L39 52V50H40L41 48H42V51H43L44 49H46V48H44L43 46H39V45H38ZM49 48H50V47H49ZM52 48H53V46L51 47V49H52ZM61 48H63V47L61 46L59 49L61 50ZM68 48H69V47H68ZM68 48L65 49V50H67V52H69V50L72 52V49H68ZM77 48H78V47H77ZM79 48H80V47H79ZM109 48H110V47H109ZM168 48H169V47H168ZM168 48H166V49H168ZM176 48H177V46H176ZM188 48H189V47H188ZM201 48H202V46H201ZM4 49H5V48H3V49L0 50V57H1V59H2L3 61H4V59H5L6 57L9 58V59H11V56H12V55H14V56H12V58L14 57V59L17 57V53L15 54V53L11 52L12 50L14 51V49H10V47H9L7 50H6V49L4 50ZM20 49H21V48H20ZM55 49H56V48H55ZM55 49L52 50V51L55 52V51L57 50V49H56V50H55ZM80 49H81V48H80ZM101 49H102V48H101ZM103 49H104V48H103ZM105 49H106V47H105ZM132 49H133V48H132ZM163 49H164V48H163ZM221 49H223V48H221ZM226 49H227V48H226ZM3 50H4V51H3ZM9 50H10V52H9ZM16 50H17V49H16ZM16 50H15V51H16ZM34 50H35V48H34ZM34 50H33V51H34ZM169 50H171V49H168L167 51H169ZM194 50H195V48H194ZM6 51H7V52H6ZM15 51H14V52H15ZM26 51H27V50H26ZM42 51H41V53H45V52H44L45 50H44L43 52H42ZM78 51H79V50L77 49V52H78ZM83 51H84V50H83ZM83 51H82V52H83ZM90 51H91V50H90ZM131 51H132V50H131ZM172 51H173V50H172ZM174 51H175V50H174ZM225 51H227V50H225ZM8 52H9V53H8ZM21 52H22V51H21ZM28 52H29V51H28ZM46 52H47V51H46ZM50 52H51V51H50ZM50 52H48V53H50ZM58 52H59V51H58ZM62 52H63V53H62ZM62 52H60L62 55H63V54H66V51H65V52L62 51ZM82 52L79 51V53H82ZM85 52H87V51H85ZM93 52H95V51H93ZM159 52H160V51H159ZM177 52L180 53L179 50L176 51L175 53L177 54ZM219 52L221 53V52H223V51H221V50L218 51V50H217V52H216V55H217V56L219 55ZM26 53H27V52H26ZM41 53L39 52V54H41ZM60 53H59V55H61ZM69 53H70V52H69ZM87 53H88V52H87ZM127 53H129V52H127ZM130 53H131V52H130ZM163 53H164V50H163L162 54H163ZM169 53H171V51H169ZM172 53H174V52H172ZM172 53H171V54H172ZM189 53H191V52H189ZM198 53H199V52H198ZM210 53H211V54H210ZM229 53H230V52H229ZM9 54H10V57H9ZM28 54H29V53H28ZM35 54H34V55L32 54V55H33V56H36ZM85 54H86V53H85ZM85 54H84V55H85ZM90 54H92V53H90ZM93 54H94V53H93ZM133 54H134V53H133ZM133 54H132V56H133ZM167 54H168V53H167ZM181 54H182V52H181ZM186 54H187V53H186ZM202 54H203V53H202ZM208 54H209V55H208ZM24 55H25V51H24ZM29 55H31V54H29ZM29 55H28V56H29ZM37 55H38V54H37ZM62 55H61L60 57L62 58V61H63V58H64V57L66 58V56L63 55L64 57H62ZM66 55L68 56V53H67ZM70 55H71V56H70ZM70 55L68 56L69 58H71V57L74 56L73 53H72V54L70 53ZM84 55H83V56H84ZM130 55H131V54H130ZM163 55H164V54H163ZM168 55H169V54H168ZM179 55H180V54H178L177 56H179ZM213 55H214V54H213ZM33 56H32V57H33ZM53 56H54V54H53V55H52V54L50 55V57H52V58H51L52 61H53V58H54ZM134 56H135V55H134ZM170 56H172V55H170ZM174 56H175V55L173 54V56H172V60H173V61H174V59H173ZM177 56H175V58H176ZM189 56H190L189 59H188L186 56H185L186 59H184V58H183V59H184L185 61L187 60L186 62H189L188 60H192V61H193V59L196 60L197 57H199V55H197L196 58H194L195 55H194V57H193V53H192V57H193V58H191V55H189ZM207 56H206L205 58H207ZM217 56H216V57H217ZM221 56H222V54H221ZM47 57L49 58V56H47ZM126 57H127V56H126ZM162 57H163V59H164V58L166 57V55H165V57H164V56H162ZM210 57H209V58H210ZM216 57H215V56H214V57L212 56V58H216ZM219 57H220V56H219ZM223 57H224V55H223ZM226 57H228V56H226ZM3 58H4V59H3ZM20 58H21V57H20ZM20 58L18 57V60H20ZM26 58H27V57H26ZM37 58H38V57H37ZM65 58H64V61H63V62H66ZM76 58H77V57H75V58L73 57V60L76 59ZM166 58L169 59L170 57H166ZM177 58H178V57H177ZM179 58H180V57H179ZM9 59H8V60H9ZM14 59H11V61L14 62ZM29 59H31V58H27L26 61H27V62L29 61V63H31L33 60L30 61ZM32 59H33V58H32ZM49 59H50V58H49ZM49 59H48V60H49ZM51 59H50V60H51ZM66 59L68 60V58H66ZM78 59H79V58H77V60H78ZM134 59H135V58H134ZM199 59H200V57H199ZM202 59H203V57H202ZM210 59H211V58H210ZM218 59H219V60H220V59L222 60V58H218ZM223 59H225V58H223ZM230 59H232V58H230ZM235 59H236V58H235ZM8 60H7V61H8ZM16 60H17V58L15 59V61H16ZM35 60H36V59H35ZM48 60H46V62H48ZM59 60H60V59H59ZM71 60H72V59L68 60L67 63L70 62ZM94 60H95V59H94ZM131 60H132V59H131ZM177 60H178V59H177ZM177 60H175V61H177ZM213 60H214V59H213ZM213 60H212V62H213ZM227 60H229V59L227 58ZM236 60H237V59H236ZM259 60H260V59H259ZM261 60H262V59H261ZM22 61H23V60H22ZM62 61H61V62H62ZM105 61H106V60H105ZM167 61H168V60H167ZM185 61H183V62H185ZM208 61H209V60H208ZM208 61H206V63H208ZM210 61H211V60H210ZM224 61H225V63H226V59H225ZM231 61H232V60H231ZM237 61H238V60H237ZM248 61H249V60H248ZM0 62H1V61H0ZM9 62H10V61H9ZM17 62H18V64H20L19 61H17ZM20 62H21V60H20ZM23 62L25 63V61H23ZM46 62H45L44 64L42 63V65H45V64H48V63L51 64V61L48 62V63H46ZM74 62H75V61H73V64H74ZM78 62H79V61H78ZM90 62H92V61H90ZM93 62H94V61H93ZM93 62H92V63H93ZM137 62H138V61H137ZM143 62H144V61H143ZM146 62H147V61H146ZM150 62H152V61H150ZM154 62H155V61H154ZM154 62H152V63L155 64L156 62H155V63H154ZM164 62H165V61H164ZM164 62H163V63H164ZM171 62H172V61H171ZM179 62H180V61H179ZM183 62H180V63L183 64ZM186 62L184 63L185 66H188V65L191 63V62H190V63H188V64L186 65ZM214 62H215V61H214ZM243 62H244V61H243ZM263 62H264V61H263ZM71 63H72V61H71ZM71 63H69V64H71ZM79 63H80V62H79ZM84 63H85V62H84ZM157 63H158V62H157ZM175 63H176V62H175ZM180 63H179V64L177 63V64H176V67H177V65H178V67H180V66H181ZM192 63H193V62H192ZM197 63H198V62H197ZM199 63H200V62H199ZM218 63H219V62H218ZM228 63H229V62H228ZM230 63H231V62H230ZM261 63H262V62H261ZM0 64H1V63H0ZM15 64H16V63H15ZM21 64H23V63H21ZM21 64H20V65H21ZM31 64H32V63H31ZM76 64H77V62H76ZM88 64H89V63H88ZM108 64H109V63H108ZM110 64H111V63H110ZM146 64H151V63L147 62ZM153 64H151V67L153 68V70H155L154 67L157 66L158 64H156L155 66H153ZM166 64H167V63H166ZM211 64H212V63H211ZM226 64H227V63H226ZM247 64H248V63H247ZM2 65H4V64H2ZM2 65H1V67L3 68ZM42 65H41V68H40V67H38V68L42 69ZM86 65H87V64H86ZM89 65L91 66V64H89ZM94 65H95V64H94ZM94 65L92 64V67H95ZM113 65H114V64H113ZM136 65H137V64H136ZM144 65H145V64H144ZM144 65L142 66V68L144 67ZM159 65L162 66L161 63H160ZM163 65H165V64H163ZM168 65H170V64H168ZM172 65H173V63H172ZM172 65H171V66H172ZM196 65H197V64H196ZM213 65H214V64H213ZM215 65H216V63H215ZM215 65H214V66H215ZM9 66H12V65H9ZM14 66H15V65L13 64L12 67H14ZM17 66H19V65H17ZM24 66L27 67L26 64H25ZM45 66L47 67L48 65H45ZM49 66H50V65H49ZM51 66H52V65H51ZM67 66H68V65H67ZM90 66H88V67H90ZM134 66H135V65H134ZM146 66H149V65H146ZM171 66H170V67H171ZM173 66H175V65H173ZM185 66H184V68H185ZM197 66H198V65H197ZM201 66H202V65H201ZM207 66H208V65H207ZM217 66H219V65L217 64ZM217 66H215L214 68H216ZM223 66H224V65H223ZM225 66H226V65H225ZM248 66H250V65H248ZM258 66H259V65H258ZM1 67H0V69H1V70H0V113H1V114L3 113V115H4V109H5V108H6L5 111L7 112V114L5 113L7 117H6L5 115H4L5 117H4L3 115L1 116V114H0V116H1V120L4 121V123L6 122V124H3V123L1 124V121H0V125H1V126H0V132H1V134H0V140H3V141H4V140H5L4 138L8 136V135H7L8 133H5V132L7 131L6 129H7V127H8V128H9V127L12 128V127L10 126V124L13 126L12 123H13V121H14V120H12V123L7 122V121H9V120L12 119V118H11V119L8 118V115H9V114L12 115L13 112L16 114L15 111H17V107H18V110L20 111V108H19V107H21L22 99H24V96H26L27 93L29 94V93H31L32 91L29 92L28 90H29L30 88H27V89H28V90H27V89L24 87L28 92L24 90L25 92L22 93V94H24V95L22 96L21 91H23L24 88H22L23 86H22L21 88L18 86L19 83H20L19 85H21V82H22V81L19 82V81H17V80H23V81H24V78H23V79H21L22 77L19 78L20 75H18V73H23V74H25L26 72H24V71H23V72H20L21 70L18 71L17 67H16V68L14 67L13 69H12V67H10L11 70L9 69L8 66H6V67L3 68V69H2ZM21 67H22V65H21ZM32 67H33V65H32ZM46 67L44 68V66H43V69H46ZM53 67H54V66H53ZM53 67H48L49 69H46V71L44 70V72H41V71H40L39 73L37 72V75L35 74L36 77H34V75H33L34 78L30 75V76H31V77H30V80H31V81H29V80H26V81H29L30 83H32V89L34 90V93H33L34 95L32 94V96H34V100H35L36 105H37L36 108H38L37 111H36L35 108L33 109V110L36 111V112H35V113H37L36 115L33 116V114H35V113H33V112H32V113H33L32 115H30L31 113H29L28 115H29V116H33V119H34V117L36 116L37 121L39 122V124L41 123L40 121H42L43 117L51 118L54 122L52 121L53 123H51V124L49 123V124H50V125H53V126H51V128L54 127V128L56 129L57 126H58V124H63V123H65L63 120L66 119V120L69 121V118H65V116H68V115H66V114L68 113L67 109H68V110L71 109V108H69V106H70V102L72 103V101H70V102L68 103L69 100H67L66 98H63V97H62L63 99H62V98H59V100H58L57 97H56L57 101L54 99V101H55V102H54L53 99H52V98H54V97H52V98L50 97V94H53V93H54V91H53L54 89H52V91L50 90V85L54 84L55 82L58 83V81H60V82H61V83H59L60 85H61L62 83H63V85L68 83L67 85H64V86L66 87V89H65L64 91H61V92H62L61 94H63L65 91H68L67 86H70L69 82H67V81H66V83L62 82V78H63V77H61V76H63V75H61V74H57V72H58L60 69L58 70V68H57V69L55 70V67H54V71H55V73H54V72H50V71H53V70L50 69V68L53 69ZM56 67H58V66H56ZM69 67H71V68H68V69H71V70H69V71L65 70V67H64V71H65V73H68V75L71 74V73H69L70 71L72 72V64L69 65ZM80 67H82V66H80ZM162 67H163V66H162ZM170 67H169V68H170ZM178 67H177V68H178ZM219 67H220V66H219ZM228 67H229V66H228ZM251 67H252V66H251ZM256 67H257V66H256ZM256 67H255V69H256ZM38 68H36V71H37ZM60 68L62 69V67H60ZM75 68H76V67H75ZM144 68H145V67H144ZM147 68H148V70L150 69L149 67H146V69H147ZM174 68H175V67H174ZM180 68H182V67H180ZM194 68H195V67H194ZM197 68L200 69L199 66H198ZM197 68H196V70H198ZM220 68H221V67H220ZM260 68H261V67H260ZM262 68H263V67H262ZM5 69H7V70H5ZM8 69H9V70H8ZM14 69H16L17 72H15L16 70H14ZM20 69H22V68H20ZM24 69H25V67H24ZM43 69H42V70H43ZM66 69H67V68H66ZM78 69H79V67L77 68V71H78ZM84 69H85V68H84ZM84 69H83V72H84ZM90 69H91V68H90ZM90 69H89V70H90ZM98 69H100V68H98ZM134 69H135V68H134ZM178 69H179V68H178ZM178 69H174V70H176V72H177ZM186 69H188V67H186L185 70H186ZM217 69H219V68L217 67ZM217 69H216V70H217ZM229 69H230V68H229ZM2 70H5V71H2ZM22 70H23V69H22ZM27 70H28V69H27ZM62 70H63V69H62ZM62 70H60V71H62ZM73 70H74V68H73ZM79 70L81 71L82 69H79ZM91 70L94 71V69H91ZM116 70H117V69H116ZM116 70H115V71H116ZM142 70H143V69H142ZM142 70H141V71H142ZM170 70H171V68H170ZM170 70H169L168 72H170V75H171V77H172V76H173L174 74H176V73H175V71H173L172 73H174V74H172ZM180 70L182 71V69H180ZM191 70H192V68H191ZM191 70H190V71H191ZM220 70H221V69H220ZM227 70H228V69H227ZM231 70H232V69H230V71H231ZM249 70H250V69H249ZM251 70H252V69H251ZM263 70H264V68H263ZM38 71H39V70H38ZM56 71H57V72H56ZM60 71H59V72H60ZM64 71H63V73H64ZM66 71H67V72H66ZM93 71H92V72H93ZM98 71H99V70H98ZM155 71H156V70H155ZM155 71H152V72L155 74ZM157 71H159V70H157ZM160 71H161V70H160ZM183 71H184V69H183ZM187 71H188V70H187ZM190 71H189V72H190ZM209 71H210V70H209ZM221 71H222V70H221ZM225 71H226V70H225ZM253 71H254V68H253ZM30 72H31V71H30ZM74 72L76 73V70H75ZM74 72H72V73H74ZM85 72H88V70H85ZM90 72H91V71H90ZM90 72H88V73H90ZM92 72H91V74H92ZM106 72H107V71H106ZM137 72H138V71H137ZM168 72H167V73H164V75H166L167 79H168V77H169V73H168ZM196 72H197V71H196ZM198 72H199V71H198ZM201 72H202V71H201ZM256 72H257V71H256ZM60 73H62V72H60ZM81 73H82V72H81ZM81 73L79 72V73H77V74H81ZM119 73H120V72H119ZM123 73H124V72H123ZM140 73H141V72H140ZM179 73H180V72H178L177 74H179ZM186 73H187V72H185V74H186ZM191 73H192V71H191ZM217 73H218V72H217ZM217 73H216V75H217ZM224 73H225V72H224ZM227 73H228V72H227ZM230 73H231V72H230ZM230 73H229V74H230ZM253 73L255 74V72H252L251 74H253ZM257 73H258V72H257ZM26 74H27V73H26ZM29 74H30V73H28V75H29ZM33 74H34V73H33ZM84 74L86 75V73H84ZM138 74H139V73H138ZM154 74H153V75H154ZM157 74H158V73H157ZM231 74H232V73H231ZM58 75H60L59 78H60L61 80H58V79H59V78L57 77ZM95 75H96V74H95ZM111 75H112V74H111ZM111 75H110V77H111ZM159 75H160V73L158 74V77H159ZM162 75H163V74H162ZM189 75L191 76V74H189ZM248 75H249V74H247V76H248ZM256 75H257V74H256ZM261 75H262V74H261ZM21 76H22V75H21ZM70 76H73V75H70ZM70 76H67V74H66V75L64 76V78H63V81L68 80L67 78L70 77ZM81 76H83V75L81 74ZM97 76H98V75H97ZM192 76H193V75H192ZM212 76H214V74H213ZM226 76H227V75H225V77H226ZM250 76H251V75H250ZM250 76H249V77H250ZM263 76H264V75H263ZM65 77H66V79H65ZM116 77H117V76H116ZM124 77H125V76H124ZM142 77H143V76H142ZM142 77H141V78H142ZM144 77H146V74H145ZM158 77H157V78H158ZM163 77H164V76H163ZM166 77H164V78H166ZM174 77H175V75H174ZM198 77H200V78H201V81H203V83H202V82H201V83L199 82L201 85H203L204 83L207 82L206 80H204V78H203L204 76L202 77V75H201V76H198ZM198 77H197V78H198ZM208 77H209V76H208ZM215 77H217V76H215ZM235 77H236V76H235ZM26 78H27V77H26ZM26 78H25V79H26ZM31 78L34 79L33 82H32V79H31ZM73 78H74V77H73ZM80 78H81V77H80ZM108 78H109V77H108ZM108 78H107V79H108ZM149 78H150V77H149ZM159 78H160V77H159ZM161 78H162V77H161ZM175 78H176V77H175ZM189 78L191 79V78H193V77H189ZM195 78H196V76H195ZM202 78H203V79H202ZM205 78H206V76H205ZM210 78H211V76H210ZM210 78H209V79H210ZM262 78H264V77H262ZM28 79H29V78H28ZM70 79L73 81L72 77H71ZM70 79H69V81H71ZM98 79H99V78H98ZM102 79H103V75H102ZM104 79H105V78H104ZM104 79L101 80V81L103 82ZM109 79H110V78H109ZM111 79H112V77H111ZM114 79H115V78H114ZM120 79H121V78H120ZM120 79H119V80H120ZM122 79H124L123 76H122ZM125 79H126V78H125ZM145 79H147V78H145ZM151 79H152V78H151ZM151 79H150V80H151ZM184 79H185V78H184ZM216 79H217V78H216ZM219 79H220V77H219ZM238 79H239V78H238ZM84 80H85V79H84ZM105 80H106V79H105ZM112 80H113V79H112ZM112 80H111V81H112ZM115 80H117V79H115ZM134 80H135V79H134ZM155 80L158 81V80H160V79H154V82L151 81L152 84H153V86H151L152 89H153V87L155 88L158 84H160V85L162 86V85H164V84H165V85H168L169 83H172V82H169L168 84H166V82H168V80H169V81L171 80L170 77H169L168 80L164 81L165 83L163 82L164 84H161V82H160V83H159V82L156 83ZM162 80H163V79H162ZM192 80L194 81V78H193ZM195 80H196V79H195ZM211 80L214 82L213 79H211ZM217 80H218V79H217ZM221 80H222V79H221ZM243 80H245V78H244ZM111 81H108V83L110 82L109 85H110V86H111V85L113 86L114 84H113V82H111ZM113 81H114V80H113ZM171 81H172V80H171ZM178 81H180V80H178ZM185 81H186V80H185ZM188 81H190V80H188ZM196 81H197V80H196ZM204 81H206V82H204ZM209 81H210V80H209ZM212 81H211V82H212ZM245 81H246V80H245ZM252 81H253V80L251 79V82H252ZM17 82H18V83H17ZM120 82H121V81H118V85H117V86L115 85L117 88H118ZM191 82H192V81H191ZM211 82H210V83H211ZM213 82H212V83H213ZM217 82H218V81H217ZM30 83H29V86H30ZM57 83H55V84H56V85H59V84H57ZM70 83H72V82H70ZM104 83H106V85H107V81L104 82ZM114 83H116V81H115ZM139 83H140V82H139ZM139 83H138V84H139ZM145 83H146V82H145ZM147 83H148V81H147ZM173 83H177V82H173ZM184 83H185V82H184ZM187 83H188V82H187ZM194 83H195V82H194ZM197 83H198V81H197ZM210 83H209V85H210ZM234 83H235V81H234ZM242 83H243V82H242ZM242 83H241V84H242ZM244 83H247V82H244ZM11 84H12V85H11ZM13 84H15V85L17 84L16 86H17L18 88L22 89V90L20 91V90L18 89V91H17V90H15V89H13L14 87H13V88L11 87V86H14ZM22 84H23V83H22ZM77 84H79V83H77ZM116 84H117V83H116ZM123 84L125 85L126 82H124V81H123V83L121 82V84H120V87H121V88H122V87L124 88V85H123ZM150 84H151V83H150ZM152 84H151V85H152ZM235 84H236V83H235ZM238 84H239V83H238ZM238 84H237V85H238ZM241 84H240V86H241ZM247 84H248V83H247ZM260 84H261V83H260ZM8 85H9V86H8ZM102 85H103V84H102ZM102 85H101V86H102ZM129 85H130V84H129ZM145 85H146V84H143V83H142V85H141L142 88H141V86L139 85V88H141L140 90H138V91H139V94H141L140 91H142V94H143V93L145 94V92H143L144 89L146 90V88L143 89V87H146ZM154 85H155V86H154ZM171 85H172V84H171ZM176 85H177V84H176ZM185 85H186V83H185ZM185 85H184V86H185ZM196 85H197V84H196ZM201 85H200V86H201ZM204 85H205V84H204ZM207 85H208V82H207ZM209 85H208V87H207V86H205V87H207V88H211ZM212 85H213V84H212ZM214 85H215V83H214ZM214 85H213V87H214ZM243 85H244V84H243ZM251 85H252V84L250 83V86H251ZM253 85H254V84H253ZM253 85H252V86H253ZM262 85H263V82H262ZM16 86H15V88H16ZM64 86H63V87H64ZM115 86H114V87H115ZM127 86H128V85H127ZM127 86L125 85V88L128 89ZM149 86H150V85H149ZM172 86L174 87V85H172ZM179 86H180V85H179ZM182 86H183V85H182ZM186 86H187V85H186ZM188 86H189V84H188ZM197 86H198V85H197ZM254 86H255V85H254ZM6 87H7V88H8V87H9V88L11 87V88H10L11 90H8ZM27 87H28V86H27ZM70 87H71V86H70ZM102 87H103V86H102ZM107 87H108V86H107ZM157 87H158V86H157ZM162 87H163V86H162ZM177 87H178V86H177ZM213 87H212V89H214ZM226 87H227V86H226ZM231 87H232V86H231ZM231 87H227V89H232ZM235 87H236V85H235ZM237 87H238V86H237ZM243 87H245V86H243ZM71 88H72V87H71ZM71 88H70V89H71ZM74 88H75V87H74ZM108 88H109V87H108ZM112 88H113V87H112ZM135 88H136V89H135ZM139 88H138L137 86H135L134 89H135L136 91L133 90V91H135L134 93H136V92H137V89H139ZM149 88H150V87H149ZM159 88H160V86H159ZM164 88L166 89L165 86H164ZM164 88H163V89H164ZM175 88H176V86H175ZM201 88H202V87H201ZM201 88H199L200 91H201ZM239 88H240V87H239ZM246 88H249V85H248ZM256 88H257V87H255V89H256ZM12 89L14 90V92L12 91ZM59 89H60V88H59ZM75 89H77V88H75ZM102 89H103V88H102ZM104 89H105V88H104ZM104 89H103V90H104ZM161 89H162V88H161ZM202 89H203V88H202ZM205 89H206V88H205ZM251 89L253 90L254 88H251ZM255 89H254V90H255ZM257 89H258V88H257ZM259 89H260V88H259ZM71 90H72V89H71ZM113 90L115 91L116 89H113ZM155 90H156V89H155ZM187 90H188V88H187ZM206 90H207V89H206ZM233 90H234V89H233ZM254 90H253V92H254ZM6 91H8V92H11V91H12L11 94H12V93L17 94V92H18L19 94H21V97L19 98L18 95H16V96H14V98H13V96H12L13 94L10 95V94L7 93ZM59 91H60V90H59ZM79 91H80V90H79ZM109 91H110V90H109ZM125 91H126V90H125ZM133 91H132V92H133ZM153 91H154V89H153ZM159 91H160V90L157 89V92H159ZM161 91H163V90H161ZM161 91H160V93H161ZM166 91H167V89H166ZM179 91H181V90H179ZM212 91H214V90H212ZM212 91H211V93H212ZM215 91H216V90H215ZM228 91H229V92H228ZM228 91H225V92H227V93L225 94L227 97L229 96L228 93L231 92L230 90H228ZM235 91H236V90H235ZM258 91H259V90H258ZM258 91H257V92H258ZM4 92H6L5 98H4V94H5ZM26 92H27V93H26ZM51 92H52V93H51ZM93 92H94V91H93ZM146 92H148V91H146ZM155 92H156V91H155ZM186 92H187V91H186ZM202 92H203V90H202ZM208 92H210V89H208L207 92L204 91V94L202 93V95H201V94H200V95H197L198 97H197L196 99H200L201 96L203 97V95H204V97H206V93H208ZM221 92H222V91H221ZM223 92H224V90H223ZM236 92H238V91H236ZM257 92H256V93H257ZM3 93H4V94H3ZM55 93H56V92H55ZM55 93H54V94H55ZM67 93H68V92H67ZM67 93H64L63 96H64V97H67V96H66ZM94 93H95V92H94ZM96 93H98V95H100V97H101L102 95L105 96L104 94H100L99 91H96ZM96 93H95V94H96ZM104 93H105V92H104ZM115 93H116V95L118 94L117 96H120V94H121V96H122L124 92L122 91V92L119 93V91H118V89H117V90L115 91ZM137 93H138V92H137ZM197 93H199V92L197 91ZM197 93L195 92V95H196ZM200 93H201V92H200ZM211 93H210V94H211ZM233 93H234V91H233ZM246 93H247V92H246ZM1 94H3V95H1ZM8 94L11 96V97L8 96V97L12 100L11 103H12L13 101H17V100H18L19 102L21 101V102H20V103H21L20 105H17L18 101L16 102V104H15V102H13V103L16 105V107H15L16 110H15V111H14V109H12V108H14V106H13L12 104H11V105H12L13 107H12L11 105H9L10 102L7 103L8 100L10 101V99H6V97H7ZM56 94H57V93H56ZM56 94H55V95H56ZM69 94H70V93H69ZM105 94H106V93H105ZM129 94H130V96H129ZM150 94H151V93H150ZM174 94H176V93H174ZM231 94H232V93H231ZM239 94H240V93H239ZM252 94H253V93H252ZM258 94H259V93H258ZM71 95H72V94H71ZM93 95H94V94H93ZM116 95H115V96H116ZM134 95H135V94H133V96H134ZM208 95H209V93L207 94V97H206L207 99H208ZM221 95H223V94L221 93ZM237 95H238V94H237ZM30 96H31V95H30ZM30 96H27V97H29V98L26 97V98L28 99V100H27L28 102H29V100L31 99ZM78 96H79V95H78ZM94 96H96V95H94ZM174 96H175V95H174ZM223 96H224V95H223ZM253 96H254V95H253ZM8 97H7V98H8ZM58 97H60V96H58ZM98 97H99V96H98ZM100 97H99V98H100ZM110 97H111V96H110ZM112 97H113V96H112ZM124 97H126V98H127V97L129 98V97H130V99H133V98H131V93H128V94H127L126 96H124ZM176 97H177V96H176ZM178 97H179V95H178ZM180 97H182V96H180ZM186 97H187V96H186ZM188 97H189V96H188ZM188 97H187V98H188ZM194 97H195V96H193L192 98H194ZM204 97L202 98L203 100H204ZM211 97H212V95H211ZM211 97L209 96V98H211ZM213 97H214V94H213ZM230 97L232 98V95L229 96V98H230ZM12 98H13V99H12ZM72 98H73V97H72ZM86 98H87V97H86ZM142 98H143V97H142ZM190 98H191V97H190ZM215 98H217V97H215ZM219 98H220V97H219ZM224 98H226V97H224ZM224 98H223V99H224ZM20 99H21V100H20ZM93 99H95V98L93 97ZM93 99H92L91 97H90V99L88 98V100L91 101V102L93 101ZM101 99H102V98H101ZM111 99H112V98H111ZM130 99H129V100H130ZM146 99H147V98H146ZM181 99H183V97H182ZM232 99H233V98H232ZM31 100H32V99H31ZM79 100H80V99H79ZM79 100H78V102H77L78 104L76 103L78 106L80 105ZM96 100H97V99H95V100L93 101V102H94V106H95V104L97 103ZM99 100H100V99H99ZM103 100H105V99L103 98ZM107 100H110V99H107ZM116 100H118V99H115V101H116ZM123 100H125V99H123ZM123 100L120 101V103H121L122 106H124V105L122 104V103H124ZM137 100H138V99H137ZM179 100H180V98H179ZM185 100H186V99H185ZM185 100H184V104L187 102V101H185ZM190 100H191V99H190ZM217 100H218V99H216V101H217ZM229 100H231V99H229ZM236 100H237V99H236ZM82 101L84 102V100H81V102H82ZM122 101H123V102H122ZM132 101H133V100H132ZM194 101H195V100L192 99V102H194ZM210 101H212V100L210 99ZM231 101H232V100H231ZM253 101H254V99H253ZM255 101H256V100H255ZM255 101H254V102H255ZM25 102H26V101H25ZM25 102H24V103H25ZM33 102H34V101L32 100V103H33ZM73 102H74V101H73ZM91 102L89 103V106H88V104L86 105V103H84V104H85L84 107L88 106V107L92 108V110H94V109H95V111L98 110L97 108H93V107H92L93 104H91ZM93 102H92V103H93ZM98 102L100 103V101H98ZM103 102H104V101H103ZM110 102H111V100H110ZM118 102H119V101H118ZM139 102H140V101H139ZM172 102H173V101H172ZM174 102H175V101H174ZM182 102H183V100H182ZM202 102H204V101H202ZM259 102H260V101L258 100L257 103L259 104ZM24 103H23V104H24ZM104 103L107 105L109 102H108V103H107V102H104ZM104 103H103V104H104ZM136 103H137V102H136ZM136 103H135V104H136ZM176 103H177V102H176ZM178 103H179V102H178ZM188 103H189V101L187 102V104H188ZM194 103H196V102H194ZM194 103H193V105L195 106ZM199 103L202 105L201 102H199ZM210 103H211V102H210ZM237 103H238V102H237ZM18 104H19V103H18ZM28 104H29V103H28ZM72 104H73V103H72ZM72 104H71V105H72ZM100 104H101V103H100ZM117 104H118V103H117ZM126 104H127V102H126ZM139 104H140V103H139ZM184 104H183V105H184ZM205 104H207V102H206ZM8 105H9V106H8ZM34 105H35V103H34ZM34 105H33V106H34ZM81 105H82V103H81ZM81 105H80V106H81ZM90 105H92V106H90ZM108 105H109V104H108ZM111 105H112V104H111ZM129 105H130V104L128 103V105L124 106V108L126 107V110H127V109H130V108H127V106H129ZM171 105H172V104H171ZM174 105H175V104H174ZM180 105H181V104H180ZM188 105H189V104H188ZM196 105H197V103H196ZM6 106H7V107H6ZM10 106H11L12 108H9ZM25 106H27L26 103L24 104L23 107H25ZM30 106H31V104H30ZM30 106H29V109H30ZM33 106H31V107L33 108ZM75 106H76V105H75ZM78 106H76V107L79 108ZM96 106H97V105H96ZM101 106H102V104H101ZM178 106H179V105H178ZM199 106H200V105H199ZM84 107H83V109H85ZM104 107H106V106H104ZM104 107H103V109H105ZM108 107H109V106H108ZM114 107H115L114 105H113V107L110 106V107H109V111L111 112V111H112L111 109H114V110L117 109V108H116L117 105H116L115 108H114ZM142 107H143V106H142ZM175 107H176V106H175ZM179 107H180V106H179ZM26 108H27V107H26ZM80 108H81V107H80ZM98 108H99V107H98ZM100 108H101V107H100ZM120 108H121V107H120ZM198 108H199V107H198ZM8 109H11V110H13V111L10 110V112H8V111H7ZM21 109L23 110L24 108H21ZM103 109H102V110H103ZM122 109H123V107H122ZM122 109H119V110H122ZM179 109H180V108H179ZM188 109H190V108H188ZM2 110H3V111H2ZM25 110L28 111V109H25ZM33 110H32V111H33ZM72 110H73V109H72ZM75 110L77 111L78 109H75ZM151 110H152V109H151ZM175 110L178 111L177 109H175ZM257 110H258V109H257ZM69 111H71V110H69ZM73 111H74V110H73ZM76 111H74V112H76ZM86 111H87V108H86ZM98 111H99V110H98ZM105 111H108V108H107V110H104V113H105ZM124 111H125V110H124ZM146 111H148V109H146ZM184 111H185V110H184ZM17 112H18V111H17ZM29 112H30V110H29ZM66 112H67V113H66ZM78 112H79V111H78ZM82 112H83V110H80L79 114L81 115ZM84 112H85V111H84ZM84 112H83V113H84ZM113 112H114V111H113ZM127 112H129V111H127ZM149 112H150V111H149ZM152 112H155V111H152ZM23 113H24V112H23ZM23 113L20 112V113H18V115H20V114L23 115ZM26 113H27V112H26ZM26 113H25V114H26ZM69 113H70V114H69ZM69 113H68V114L71 115V112H69ZM85 113H87V112H85ZM92 113H93V112H92ZM98 113H99V112L96 111V113H95V114H96V117H97V114H98ZM101 113H102V112L100 111L99 115H100ZM108 113H109V112H108ZM121 113H122V112H121ZM121 113H120V111H119L117 114H119L120 117H121ZM182 113H183V112H182ZM112 114H113V115H112ZM114 114H116V113H111L110 116H107V117L104 118V120L102 121V122H104V123H103V125H104L103 127H104V128L102 127L103 129H102V128L100 129L99 125H97L98 127H97L96 129L99 128V129L101 130V133L96 134L97 138L95 137V139H96L97 141H98V139H100V137H101L102 139H100V141H101V142H105V140H103V135L106 134L108 137H111V136H109V134L111 135L112 131H113L114 133H118V132H117L118 129H117L116 125H115L116 128H114V126H113V128L111 129V132H110V128H111L112 126H111V127H109V126H110L111 122L114 121L115 119H116V121H117V117H118V116H116L117 114H116V115H114ZM123 114H124V113H123ZM149 114H150V113H149ZM151 114H154V113H151ZM186 114H187V113H186ZM10 115H9V116H10ZM76 115H77V114H76ZM80 115H79V119H80L81 126L77 125L78 128L75 127V128H76L75 130H77V129L79 130V127H80V128L82 127V128H81L79 131H75V130H74V127L71 128V127L69 126L68 129L71 128V130H73V132H69L68 135H67V134H63V135H64L63 137H64L65 139H69L70 141H68L67 144L74 146L75 149H76V147H77V149H78V147L81 148V149L86 147V149H85V151H83V153H82L80 150H78L77 153H76V155H77V157H78V155H80V154L82 153V154H81V158L78 157V158L81 159V160L79 159V161H81V163H83V165H84V170H85V171L88 170V173H89L90 170L92 169V168L90 169L91 166L95 167V171H96V168H98L99 166H102V165H101V163H102L101 161H102L103 159L107 158V156H108L109 154H108L107 149H105V147H104V143H101L100 141L93 143L94 145H92V146L87 145V142H85V141H86V140L88 141V140L90 139L91 136H88L89 134L92 135V133L90 132V130H91L90 127H91V128H92V127H95L96 125L94 126V124H96V123H95V122H93L94 124L91 123V124L93 125V126H91V124L89 123V122L91 121V120H90V121L88 122L90 125L88 124V125H89V126H88V125H87V121H88V120H86V118L83 117L84 115H83V116H80ZM99 115H98V117H99ZM105 115H106V114H105ZM183 115H184V114H183ZM189 115H190V114H189ZM29 116H23V117H25V119H27L26 117H29ZM86 116H88V114H87ZM89 116H90V115H89ZM92 116L95 117L94 114H91V117H92ZM113 116H116V117H115V119L112 120V117H113ZM124 116H126V115H124ZM155 116H156V115H155ZM13 117H14V116H13ZM16 117H17V116H16ZM21 117H22V116H21ZM76 117H77V116H76ZM94 117H92V118H93V121L96 120V119L94 120ZM102 117H103V116H102ZM133 117H134V116H133ZM5 118H6V119H9V120H4ZM48 118H47V119H48ZM71 118H74V117H73V116L70 117V120H71ZM92 118H90V119H92ZM122 118H123V117H122ZM19 119L21 120V122H20V124L18 123L19 121H18L17 123H18L19 126H21V128H22L23 125H22L21 123H22V121H23V118H22V119L19 118ZM30 119H31V117H30ZM98 119H99V118H98ZM102 119H103V118H101V120H102ZM127 119H128V118H127ZM15 120H18V118H15ZM49 120H50V119H49ZM30 121L33 122V120H30ZM73 121H74V120H73ZM73 121H72V122H73ZM75 121H76V120H75ZM97 121H98V123H99L100 120H97ZM136 121H137V120H136ZM15 122H16V121H14V123H15ZM49 122H50V121H49ZM62 122H63V123H62ZM91 122H92V121H91ZM114 122H115V121H114ZM119 122H121V121L119 120ZM132 122H133V120H132ZM9 123H10V124H9ZM43 123H45V121H44ZM66 123H67V122H66ZM75 123H76V122H75ZM75 123H74V124L71 123V124L75 125ZM78 123H79V122H78ZM85 123H86L87 126L85 125ZM7 124H8V125H7ZM15 124H16V123H15ZM28 124H29V123H28ZM34 124H35V121H34ZM45 124H46V123H45ZM45 124H44V125H45ZM113 124H115V123H113ZM124 124H125V123H124ZM30 125H31V127L33 126V125L30 123L28 127H30ZM37 125H38V124H37ZM37 125L35 124V127H36ZM63 125H64V124H63ZM63 125H60V126H58V127H61V126L63 127ZM69 125H70V124H69ZM73 125H71V126H73ZM83 125H84V127H83ZM126 125H127V124H126ZM3 126H4V127L6 126V129H5V128H2L3 130H6L5 132L2 131V129H1V127H3ZM25 126H26V128H25V129H26V130H25L26 132H27V131H30V133H31V130L33 131V129H34V126H33L32 129H31V127H30L31 130H30V129L27 130V125H25ZM25 126H24V127H25ZM38 126H40V129L42 128L41 125H38ZM38 126H37L36 128H39ZM66 126H67V125H66ZM85 126L88 127V128H85ZM101 126H102V125H101ZM119 126H121V125L119 124ZM127 126H128V125H127ZM158 126H160V125H158ZM49 128H50V127H49ZM51 128H50V131H51V130L55 131L54 128H53V129H51ZM60 129H62V128H60ZM66 129H67V127H66ZM93 129H94V128H93ZM113 129H114V130L116 129V131H114ZM123 129H124V128H123ZM9 130H10L11 132L14 131V133H12L13 135L11 134L12 136H9V137H12V138H10L12 141H11L10 139H6L5 142H6L7 140H10V141H11V142L9 141V142L11 143V144H9L10 147H11V145H13V146H17V145H19L18 147L21 146V148L23 149V150H22V149H20V148H18V147H15V149L12 148V150H14V151H12V150H10V151H12L15 155L12 154V155L10 156V157H11L10 159H9V155L11 154V152H10V154H9V150H8V149H7L8 152H4V151H6V150H4V151H3V150H0V154H1V156H2V154H7V153L9 154V155H5V157H8V159L10 160L11 163H9V164H13V165L10 167V170H8V171H10V172H9L10 176L8 175V176H9L8 178L11 177V179H12V180L10 179V180L12 181L11 185L13 184V182H15V185H16V183H17V185L19 184L18 186H20V183L22 184V183H29V182H33V181H34L33 185L36 184L37 188H39V186H40V185H39V182L42 180V179H41V180L39 181V179H38L39 176L41 177V176H43V175H45V176H46V175H49V174L51 173V171L54 172V168H56V167H57V169H55V171H56V170L59 171V168H60L61 166H63V165H62V164H63V160H62V164H61V165H60V163H59V165H58V163H57L58 161L61 162V160L58 158L59 156H58L57 153L51 154L52 157L54 156V158H52V157H50V156H48V155H44V153H46V154L50 153V151L48 152V149L50 150V148H51L56 142H57V143H56V146H57L58 148L55 147V146H53L54 148H53V147H52V148H53V150H55V151L57 152V150L59 149V147H62L61 145H59V142L64 143L65 140H64L63 138L61 139V136H60V140H59V134H57V135H58V138H57L56 136L53 135L54 138L52 137L53 139H52V138L50 139L49 134H48V136H47V135L44 136V134H46V131L44 132L43 130H42V131L44 132V134L42 133V131L40 132L41 134H43L42 136H40V135H38L39 137L36 136L38 139H37V138H34V136H30V137L28 136L29 138H27V135H26L27 133H26L25 131L20 130L19 128H14V127H13L12 130H11V129H9ZM9 130H8V131H9ZM34 130H35V129H34ZM71 130H70V131H71ZM119 130H120V129H119ZM126 130H127V129H125V131H126ZM128 130H129V128H128ZM159 130H160V129H159ZM36 131H37V130H35V132H36ZM56 131H57V130H56ZM130 131H131V130H130ZM89 132H90V133H89ZM109 132H110V133H109ZM120 132H121V131H120ZM120 132H119L118 134H120ZM32 133H33V132H32ZM127 133H128V132H127ZM33 134L35 135L36 133H33ZM38 134H39V133H38ZM121 134H123V133L121 132ZM30 135H31V134H30ZM36 135H37V134H36ZM98 135H100V136H98ZM106 135H105V136H106ZM43 136H44V137H43ZM51 136H52V135H51ZM66 136H67V137H66ZM107 136H106V137H107ZM116 136H118V135H116ZM119 136H120V135H119ZM126 136H127V135H126ZM9 137H8V138H9ZM41 137H43V138H41ZM88 137H89V139H86V138H88ZM108 137L106 138V140H109V139H110V138L108 139ZM131 137H132V136H131ZM166 137H167V136H166ZM56 138H57V139H56ZM170 138H171V137H170ZM35 139H36V140H39V139L42 140V139H43V140H42L43 143L46 142V143L43 145V148L40 147V150H39V151L41 152V149H44L46 152H45V151H42L41 154H40V153H37V152H39V151H38V150H35V149H37L36 145L39 144V143H38V141H36ZM54 139H56V140H54ZM188 139H189V138H188ZM41 140H40V141H41ZM61 140H62V141H61ZM96 140H94V141H96ZM102 140H103V141H102ZM128 140H129V139H128ZM3 141H0V145H1V143H4ZM35 141H36V142H35ZM50 141H51V142H50ZM52 141H53V142L55 141V143H53ZM58 141H59V142H58ZM89 141L91 142L92 140L90 139ZM123 141H124V140H123ZM169 141H170V140H169ZM176 141H177V140H176ZM92 142H93V141H92ZM115 142H116V141H115ZM115 142H113V143H115ZM128 142H129V141H128ZM174 142H175V141H174ZM178 142H179V140H178ZM180 142H181V141H180ZM6 143H8V141H7ZM6 143H5V146H7V147L9 148V145H8V144L6 145ZM43 143L40 142L41 146H42ZM51 143H53V144H51ZM117 143H118V141H117ZM119 143H120V142H119ZM121 143H122V142H121ZM121 143H120V145H121ZM40 144H39V145H40ZM64 144H66V141H65ZM126 144H127V143H126ZM167 144H168V143H167ZM173 144H174V143L172 142V145H171L172 148L174 147ZM3 145H4V144L1 145V149L3 148ZM39 145H38V146H39ZM78 145H80V146H82V147H80V146H78ZM129 145H130V144H129ZM176 145H177V144H176ZM176 145H175V147H176ZM5 146H4V148H5ZM13 146H12V147H13ZM45 146L47 147L46 149L44 148ZM72 146H71V147H72ZM83 146H84V147H83ZM122 146H123V145H122ZM179 146H180V145H179ZM35 147H36V148H35ZM74 147H72V149H73ZM117 147H118V146H117ZM123 147H124V146H123ZM38 148H39V147H38ZM165 148H166V147H165ZM69 149H71V148H69ZM69 149L66 148V150H69ZM77 149H76V150H77ZM115 150H116V149H115ZM115 150H114V151H115ZM124 150H125V149H124ZM69 151L72 152V151H74V150H69ZM79 151H80V153H78ZM169 151H170V150H169ZM172 151H173V150H172ZM3 152H4V153H3ZM43 152H44V153H43ZM126 152H128V151H126ZM72 153H73V152H72ZM116 153H117V152H116ZM166 153H167V152H166ZM107 154H108V155H107ZM168 154H169V153H168ZM55 155H56L57 157H56ZM127 155H128V154H127ZM166 155H167V154H166ZM172 155H173V154H172ZM12 156H13V157H12ZM47 156H48V157H47ZM117 156H118V155H117ZM119 156H120V155H119ZM119 156H118V157H119ZM5 157H4V160H5ZM49 157H50V162H49V160H48ZM112 157H113V156H112ZM114 157H115V155H114ZM114 157H113V158H114ZM168 157H170V156H168ZM2 158H3V157H2ZM56 158H58L59 160L56 159ZM92 158H95V159L97 160V163L93 164L92 161H91ZM115 158H117V157H115ZM170 158H171V157H170ZM240 158H241V157H240ZM6 159H7V158H6ZM52 159H53V160L56 159V162H55V160H54V162H55V163H54V162L52 161ZM109 159H110V158H109ZM119 159H120V158H119ZM171 159H172V158H171ZM175 159H176V158H175ZM237 159H239V157H238ZM241 159H242V158H241ZM241 159H239V161H240ZM4 160H3V162L5 163L6 160H5V161H4ZM57 160H58V161H57ZM72 160H73V159H72ZM106 160H108V159H106ZM7 161H8V160H7ZM73 161H74V160H73ZM73 161H71L70 163H72ZM77 161H78V160H77ZM77 161H76V162H77ZM79 161H78V162H79ZM171 161H172V160H171ZM175 161H176V160H175ZM235 161H236V160H235ZM239 161H237V162H239ZM242 161H243V159H242ZM242 161H240V163H241ZM244 161H245V160H244ZM0 162H1V164H3L2 161H0ZM6 163H8V162H6ZM53 163H54V164H53ZM112 163H113V162H112ZM242 163H244V162H242ZM245 163H246V161H245ZM245 163H244V164H245ZM105 164H106V163H105ZM105 164H103V165L105 166ZM110 164H111V163H110ZM238 164H239V163H238ZM111 165H113L114 169H116V168L118 167V164H117V163H116V164H111ZM114 165H115V166L117 165L116 168H115ZM120 165H121V164H119V166H120ZM38 166H41V167H38ZM64 166H65V164H64ZM89 166H90V167H89ZM53 167H54V168H53ZM63 168H64V167H63ZM63 168L61 169L62 171L66 170L65 168H64V170H63ZM118 168H119V167H118ZM121 168H122V167H121ZM80 169H81V168H80ZM86 169H87V170H86ZM98 169H99V168H98ZM98 169H97V170H98ZM114 169H113V171H114ZM61 170H60V172H61ZM116 170H117V169H116ZM85 171H84V172H85ZM95 171H92V172H95ZM66 172H67V170H66ZM86 173H87V172H86ZM90 173H91V172H90ZM115 173H116V171H115ZM42 174H43V175H42ZM52 174L54 175V174H56V172H54V173H52ZM52 174H50V176H46V177H52V176H51ZM80 174H81V173H80ZM91 174H92V173H91ZM56 175H58V174H56ZM56 175H54V177H55ZM81 175H82V174H81ZM81 175H80V176H81ZM89 175H90V174H89ZM3 176H4V174H3ZM45 176H43V177H45ZM58 176H59V175H58ZM60 176H61V175H60ZM90 176H91V175H90ZM5 177L7 178V176H5ZM84 177H86V176L84 175ZM84 177L82 176V178H84ZM55 178H57V177H55ZM86 178H89V177H86ZM90 178H91V177H90ZM113 178L115 179V177H113ZM4 179H5V178H4ZM44 179H45V178H44ZM44 179H43V180H44ZM52 179H53V178H52ZM107 179H110V178L107 177ZM114 179H113V180H114ZM35 180H36V183H35ZM53 180H54V179H53ZM57 180H58V179H57ZM57 180H56V181H57ZM7 181H8V180H6V184L9 183V181H8V182H7ZM108 181H109V180H108ZM116 181H117V180H116ZM4 182H5V181H4ZM18 182H19V183H18ZM41 182H42V181H41ZM41 182H40V184H42ZM43 182H44V181H43ZM110 182H111V181H110ZM111 183H112V182H111ZM9 184H10V183H9ZM37 184H38L39 186H38ZM107 184H108V183H107ZM109 184H110V183H109ZM30 185H32V184L30 183L28 186H30ZM13 186H14V185H12L11 187H13ZM21 186H24V188H25V187L27 186V184H26V185H23V184H22ZM28 186H27V187H28ZM41 186H42V185H41ZM41 186H40V188H41ZM175 186H176V185H175ZM197 186H198V185H197ZM27 187H26V188H27ZM105 188H106V187H105ZM108 188H109V187H108ZM122 188H123V187H122ZM122 188H121V189H122ZM172 188H173V187H172ZM177 188H178V187H177ZM195 188H196V186H195ZM124 189H125V188H124ZM170 189H171V188H170ZM180 189H181V188H180ZM39 190H41V189H39ZM196 190H197V188H196ZM91 191H92V189H91ZM91 191H90V192H91ZM95 191H96V189H95ZM106 191H107V189H106ZM108 191H109V189H108ZM93 192H94V191H93ZM31 193H32V192H31ZM58 193H59V192H58ZM64 193H65V192H63V195H61L62 192H60L59 196L61 195V196L64 197V196L66 195V194L64 195ZM94 193H95V192H94ZM94 193L92 194L93 196H94ZM100 193H101V192H100ZM100 193H98V194H97V192L95 193V194H96V195H95L96 198H97V196H99ZM106 193H107V192H106ZM109 193H110V192H109ZM84 194H85V193H84ZM84 194H83V195L81 194V195H82V196H85ZM88 194H89V193H88ZM119 194H120V192H119ZM122 194H123V193H122ZM171 194H174V196H176V195H175V192H174V193H171ZM179 194H180V192H179ZM181 194H182V193H181ZM27 195L29 196V198L32 196L30 193H29V194L26 193V195H25L24 197L22 196V197H23V200H24V198H25V199H28V198H27ZM30 195H31V196H30ZM109 195H110V194H109ZM116 195H117V194H116ZM86 196H88V195H86ZM95 196H94V197H95ZM100 196H101V195H100ZM103 196H104V194H103ZM124 196H126L125 191H124ZM90 197H91V195H90ZM101 197H102V196H101ZM108 197H109V196H108ZM116 197H117V196H116ZM118 197H119V198H122V197H120V195H119ZM59 198H60V197H59ZM96 198H95V199H96ZM113 198H114V197H113ZM119 198H118V200H119ZM20 199H21V197L19 198V200H20ZM30 199H32V197H31ZM124 199H125V198H124ZM28 200H29V199H28ZM120 200H121V199H120ZM83 201H84V200H83ZM90 201H92V198H90ZM108 201H109V200H108ZM108 201H107V202H108ZM110 201H111V200H110ZM114 201H115V200H114ZM121 201H123V200H121ZM124 201H125V200H124ZM55 202H56V201H55ZM55 202H54V203L52 202V205L55 204ZM111 202H112V201H111ZM117 202H118V201H116V203H117ZM56 203H57V204H56L55 208L53 207V208H54V211H55V209L57 210L56 207H58V203H59V201L56 202ZM60 203H61V202H60ZM107 204H108V203H107ZM107 204H106V205H107ZM114 204H115V203H114ZM117 204H118V206H119V202H118ZM52 205H51V204L49 205V206H51V207H50V210H53V209H51V208H52ZM70 205H71V204H70ZM122 205H124V203H122ZM122 205L120 204V206H122ZM87 206H88V205H87ZM108 206H109V204H108ZM111 206H113L112 209L115 208V207H117V206H115V205H111ZM114 206H115V207H114ZM61 207H62V206L59 205L58 208H61ZM94 207H95V206H94ZM47 208H49V207H47ZM47 208H46V209H47ZM96 208H97V207H96ZM103 208H104V207H103ZM105 208H106V207H105ZM123 208H124V207H123ZM194 208H195V207H194ZM91 209H92V207H91ZM110 209H111V208H110ZM115 209H116V208H115ZM117 209H119V208L117 207ZM117 209H116V211H117ZM95 210H98V208L95 209ZM106 210H107V209H106ZM113 210H114V209H113ZM113 210H112V211H113ZM121 210H122V209H121ZM44 211H45V212H50V211H47V210H44ZM44 211H43V212H44ZM54 211H53V212H54ZM59 211H60V209L57 210L58 213H59ZM119 211H120V210H118V212H119ZM41 212H42V211H41ZM43 212H42V213H43ZM51 212H52V211H51ZM53 212H52V213H53ZM57 212H56V213H57ZM60 212H61V211H60ZM113 212H114V211H113ZM121 212L123 213V211H121ZM119 213H120V212H119ZM185 213H186V212H185ZM185 213H184V214H185ZM46 214H47V213H46ZM61 214H62V212H61ZM116 214H118V213H116ZM120 214H121V213H120ZM103 216H104V215H103ZM168 216H169V215H168ZM105 217H106V216H105ZM118 217H120V216H118ZM170 217H171V216H170ZM183 217H184V216H183ZM194 217H195V216H194ZM194 217H193V218H194ZM107 218H108V217H107ZM109 218H110V217H109ZM116 218H117V217H116ZM123 218H124V217H123ZM187 218H188V217H187ZM195 218H196V217H195ZM195 218H194V219H195ZM207 218H208V216L205 217V218H203L202 220H204V222H207V221H208V220H206ZM209 218H210V217H209ZM17 219H18V218H17ZM110 219H111V218H110ZM213 219H214V218H213ZM73 220H75V219H73ZM76 220H77V219H76ZM122 220H123V219H122ZM0 221H1V220H0ZM118 221H119V220H118ZM118 221L116 220V222H118ZM148 221H149V219L146 221V223H147ZM165 221H166V220H165ZM210 221H211V220H210ZM210 221H208L207 224H205V229H206L207 227H208L207 229H209L212 225L215 227V225L218 224V223L214 224L215 222H212V223H211ZM212 221H214V220H212ZM14 222H15V221H14ZM120 222H123V221H120ZM1 223H2V222H1ZM111 223H112V222H111ZM114 223H115V222H114ZM123 223L126 225L125 222H123ZM146 223H145V224H146ZM183 223H184V222H183ZM209 223L212 224V225L208 226ZM13 224H14V223H13ZM15 224H16V223H15ZM69 224H70V223H69ZM145 224H144V225H145ZM149 224H150V223H149ZM151 224H152V223H151ZM113 225H114V224H113ZM152 225H153V224H152ZM159 225H160V224H159ZM187 225H189V224H187ZM199 225H200V224H199ZM206 225H207V227H206ZM220 225H221V224H219L218 227L221 229ZM227 225H228V224H227ZM227 225H226V226H227ZM9 226H10V225H9ZM16 226H17V225H16ZM30 226H31V225H30ZM150 226H151V225H150ZM193 226H194V225H193ZM193 226L190 225L191 228H190L189 226H187V228L189 227L188 229L191 230V229L193 228ZM213 226H212V227H213ZM221 226H222V225H221ZM10 227H11V228H9V227L7 226V229H9V230L11 229V230H12V228L15 227V225L13 226V225L11 224ZM18 227H19V226H18ZM18 227H17V228H18ZM156 227H157V226H156ZM156 227H155V228L153 227V228H154L155 230H157ZM195 227H196V226H195ZM201 227H202V228L204 227V223H202V226H201ZM201 227H198V228L201 230V229H202ZM224 227H225V226H224ZM90 228H91V227H90ZM122 228H123V227H122ZM127 228H128V227H127ZM127 228H126V229H127ZM140 228H142V227H140ZM146 228H147V227H146ZM159 228H160V226H159ZM163 228H164V227H163ZM165 228H166V227H165ZM181 228H183V227H181ZM187 228H183V229H184V230H187ZM198 228H197L196 230L199 231ZM225 228H226V227H225ZM236 228H237V227H236ZM7 229H6V231H7ZM14 229H15V228H14ZM87 229H88V228H87ZM135 229H136V228H135ZM135 229H134V230H135ZM137 229H138V228H137ZM160 229H161V228H160ZM172 229H173V228H172ZM176 229H177V228H176ZM194 229H195V228H193V230H194ZM205 229H203L202 231H204ZM213 229H214V230H213ZM216 229H217V228H211V229H209V230H205V231L207 232V231H210V230H211V233H212V230H213V233H212V235H213V234L216 232V231H215ZM220 229H219V231H220ZM11 230H10V231H11ZM15 230H17V229H15ZM88 230H89V229H88ZM113 230H114V229H113ZM116 230H118V229H116ZM134 230H133V232L136 233V230H135V231H134ZM141 230H142V229H141ZM141 230H138V231H141ZM155 230H152V229H151L150 232H151V231L153 232V231H155ZM177 230H178V229H177ZM177 230H176V232H177ZM184 230H183V232H182L181 230H178L177 235L180 234L181 236H184V235L186 234V233H184ZM190 230H189V231H190ZM193 230H191V231H193ZM196 230H194V231H196ZM227 230H229V228H227ZM231 230H233V229H231ZM122 231H123V230H122ZM126 231H128V230H126ZM131 231H132V230H131ZM131 231H129V233H130ZM145 231H146V229H145ZM168 231H169V230H168ZM170 231H172V230H170ZM179 231H181V232H179ZM189 231H188V233H191V231H190V232H189ZM194 231H193V232H194ZM214 231H215V232H214ZM238 231H239V228H238ZM238 231H237V232H238ZM73 232H76V230L73 229ZM73 232H72V233H73ZM141 232H142V231H141ZM141 232H138V234L135 235V236H136V237H137V236H140L139 234H140ZM143 232H144V229H143ZM157 232H158V230H157ZM166 232H167V231H166ZM185 232H187V231H185ZM227 232H228V231H227ZM11 233H13V232L11 231ZM11 233L7 232V234H6V233L3 232V234H0V236H1V238H2V236H3V238H5L6 236L9 235L8 238H7V237L5 238V241L8 242V241H9V237H10V235H12ZM76 233H77V232H76ZM121 233H123V232H121ZM144 233L148 235L149 232H148V233L144 232ZM182 233H184V235H182ZM196 233H197V231H196ZM202 233H204V232H202ZM211 233H208V234H211ZM216 233H217V232H216ZM4 234H5V235H4ZM68 234H69V233H68ZM79 234H80V233H79ZM123 234H124V233H123ZM131 234H132V233H130V235H131ZM142 234H143V233H141V235H142ZM151 234H152V233H151ZM153 234H154V233H153ZM192 234L194 235L195 232L192 233ZM197 234H198V233H197ZM197 234H195V235H197ZM235 234H236V233H235ZM240 234L242 235V230H241ZM15 235H16V234H15ZM60 235L63 236L62 234H60ZM84 235H85V234H84ZM89 235L91 236L90 233H89ZM154 235H157V236H158L159 234L157 233V234H154ZM171 235H172V234H171ZM180 235H179V236H180ZM212 235H211V236H212ZM233 235H234V234L231 233V237H232ZM65 236H66V235H65ZM72 236H73V234H72L70 237H72ZM81 236H82V235H81ZM81 236H80V238H81ZM92 236H93V235H92ZM121 236H123V235L121 234ZM135 236H134V238H135V240H137V238H139V237L136 238ZM143 236H144V234L141 236L142 239H141V238H139V239H140V240H144V238H146V236H145V237H143ZM157 236H155V237L157 238ZM161 236H162V235H161ZM163 236H164V235H163ZM179 236H178V238H179ZM186 236H187V235H186ZM186 236H185V237H186ZM189 236H191V234H190ZM201 236H203V235L201 234ZM209 236H210V235H209ZM209 236H208V237H209ZM226 236H227V235H226ZM226 236H225V237H226ZM235 236H239V235L236 234ZM119 237H120V234H119ZM131 237H133V236H131ZM155 237H154V238H152V237L150 238V236H149L148 239H149V240H150V239H151V240L153 239V240L156 241L157 239H156ZM10 238H11V237H10ZM68 238H69V237H68ZM73 238H75V237H73ZM73 238H71V239H73ZM76 238H78V235L76 236ZM76 238H75V240H74V239H73V240L76 241V240H77ZM117 238H118V237H117ZM161 238H162V237H161ZM164 238H166V237H164ZM164 238H162V239H164ZM180 238H181V237H180ZM182 238H183V237H182ZM186 238H187V237H186ZM198 238H201V237L198 236ZM198 238L196 237V240H197ZM202 238H204V237H202ZM202 238H201V239H202ZM213 238H214V237H213ZM232 238L235 239L234 237H232ZM232 238H231V239H232ZM71 239H70V241H71ZM97 239H98V237H97ZM97 239H96V241H97ZM119 239L125 240V237H121V238H119ZM139 239H138V240H139ZM159 239H160V238H159V236H158V242H159ZM176 239H177V238H176ZM193 239H194V237H193ZM239 239H240V238H239ZM7 240H8V241H7ZM61 240H62V239H61ZM80 240H81V239H80ZM122 240H120V241H121L120 243H122ZM135 240H134V241H135ZM145 240H146V239H145ZM153 240H152L151 243H153ZM170 240H171V239H170ZM172 240H173V239H172ZM194 240H195V239H194ZM203 240H204V239H202V241H203ZM206 240H207V239H206ZM78 241H79V238H78ZM161 241H162V240H161ZM180 241H181V240H180ZM187 241H188V240H187ZM207 241H208V240H207ZM2 242H3V244H5V243H4V240H3V241L0 240V244H2ZM62 242H63V241H62ZM80 242H81V241H80ZM98 242H100V240H99ZM118 242H119V241H118ZM135 242H136V241H135ZM145 242H146V241H143V243H145ZM173 242H174V241H173ZM182 242H183V241H182ZM185 242H186V241H185ZM191 242H192V241H191ZM63 243H64V242H63ZM65 243H67V242H65ZM101 243H102V242H101ZM133 243H134V242H133ZM138 243H140V242H138ZM198 243H199V242H198ZM198 243H197V244H198ZM210 243H211V242H210ZM240 243H241V242H240ZM260 243H261V241H260ZM70 244H71V243H70ZM70 244H69V245H70ZM77 244H79V243H77ZM171 244H172V243H171ZM186 244H187V243H186ZM197 244H196V245H197ZM229 244H230V243H229ZM229 244H228V245H229ZM232 244H233V243H232ZM252 244H253V243H252ZM254 244H255V243H254ZM71 245H72V244H71ZM73 245H76V244H73ZM79 245H80V244H79ZM81 245H82V244H81ZM97 245H98V244H97ZM97 245H96V246H97ZM121 245H122V244H121ZM136 245H137V244H136ZM136 245H135V246H136ZM141 245L143 246V244H141ZM145 245H146V244H145ZM145 245H144V247H145ZM196 245H195V246H196ZM226 245H227V244H226ZM257 245H258V244H257ZM1 246H3V245H1ZM84 246H85V245H84ZM102 246H103V245H102ZM116 246H119V245H116ZM148 246H149V245H148ZM151 246H152V244H151ZM165 246H166V245H165ZM173 246H174V245H173ZM207 246H208V245H207ZM241 246H242V245H241ZM70 247H71V246H70ZM113 247H114V245H113ZM152 247H153V246H152ZM199 247H200V246H199ZM209 247H210V246H209ZM238 247H239V246H238ZM77 248H78V247H77ZM92 248H93V247H92ZM96 248H97V247H96ZM99 248H100V247H99ZM106 248H107V247H106ZM116 248H117V247H116ZM116 248H115V249H116ZM165 248H166V247H165ZM200 248H201V247H200ZM202 248H203V247H202ZM211 248L213 249V247H211ZM228 248H229V247H228ZM252 248H253V246H252ZM75 249H76V248H75ZM78 249H79V251H80V248H78ZM81 249H82V248H81ZM108 249H109V248H108ZM169 249H170V248H169ZM229 249H231V248H229ZM237 249H238V248H237ZM112 250H114V249H112ZM116 250H117V249H116ZM193 250H194V249H193ZM198 250H199V249H198ZM209 250H210V249H209ZM213 250H214V249H213ZM213 250H212V251H213ZM227 250H228V249H227ZM75 251H76V250H75ZM79 251H78V252H79ZM117 251H118V250H117ZM117 251L114 250L113 252L115 253V252H117ZM205 251H206V250H205ZM205 251H204V252H205ZM212 251H211V252H212ZM73 252H74V251H73ZM80 252H81V251H80ZM118 252H119V251H118ZM189 252H190V251H189ZM199 252H200V250H199ZM206 252H208V251H206ZM216 252H217V251H216ZM216 252H215V253H216ZM18 253H19V252H18ZM20 253H21V252H20ZM20 253H19V255L22 256L23 253H22V254H20ZM190 253H191V252H190ZM213 253H214V252H213ZM243 253H244V252H243ZM250 253H252V250H251ZM69 254H70V253H69ZM91 254H92V253H91ZM200 254H202V252L199 253V255H198L199 258H200ZM205 254H206V253H205ZM217 254H218V253H217ZM246 254H247V253H246ZM259 254L261 255V253H259ZM19 255H17V257H18ZM23 255H24V254H23ZM190 255H191V256H195V255H193L192 253H191ZM209 255H210V254H209ZM209 255H208V256H209ZM222 255H223V254H222ZM249 255H250V254H249ZM252 255H253V254H252ZM263 255H264V254H263ZM20 256H19V258H20ZM92 256H93V255H92ZM206 256H207V255H204L203 257L205 258ZM212 256L214 257V256H216V255H213V254H212ZM230 256H231V255H230ZM232 256H233V255H232ZM232 256H231V258H233V260H234V257H232ZM234 256H235V255H234ZM237 256H238V259H239V256H240V255H237ZM258 256H259V255H258ZM195 257H196V256H195ZM226 257H227V256H226ZM226 257H225V259H226ZM261 257H262V256H261ZM21 258H22V257H21ZM95 258H96V257L94 256L93 259H95ZM199 258H198V259H199ZM206 258H208V257H206ZM214 258H217V257H214ZM214 258H213V259H214ZM220 258H221V257H220ZM249 258H250V257H249ZM252 258H253V257H252ZM258 258H260V256H259ZM1 259H2V258H1ZM97 259H98V258H96V259L93 260V261L96 262V261H98ZM100 259H101V258H100ZM196 259H197V258H196ZM200 259H201V258H200ZM200 259L198 260V264H199V263L202 264L204 261L208 262L209 259H211V261H212V257H211V256L209 257L208 260L205 259V260H202V262H200ZM225 259H224V260H225ZM238 259H235V260H237V263H238V261H239ZM214 260H216V259H214ZM222 260H223V259H221L220 261L223 262V263H225V262L222 261ZM235 260H234V261H235ZM240 260H241V259H240ZM247 260H249V259H247ZM251 260H252V259H251ZM180 261H181V260H180ZM182 261H183V260H182ZM182 261H181V262H182ZM227 261H228V260H227ZM229 261H230V260H229ZM229 261H228V263H230ZM234 261H233L232 264H234ZM69 262H70V261H69ZM90 262H91V259H90ZM99 262H100V261H99ZM193 262H194V260L192 259V263H193ZM195 262H197V261L195 260ZM195 262H194V263H195ZM216 262H218L219 264H221V263L219 262V258H217V261H216ZM216 262H215V263H216ZM242 262H243V261H242ZM242 262H241V263H242ZM247 262H248V261H247ZM254 262H255V261H254ZM66 263H67V262H66ZM66 263H65V264H66ZM92 263H93V262H92ZM96 263H97V262H96ZM96 263H95V264H96ZM186 263H187V262H186ZM194 263H193V264H194ZM204 263H205V262H204ZM204 263H203V264H204ZM212 263H213V261H212ZM223 263H222V264H223ZM239 263H240V261H239ZM62 264H64V261H63ZM69 264H70V263H69ZM71 264H74V263L72 262ZM183 264H184V263H183ZM188 264H191V260H190V263L188 262ZM196 264H197V263H196ZM205 264H207V263H205ZM209 264H210V263H209ZM213 264H214V263H213ZM256 264H257V263H256Z\"/></svg>","mask_w":264,"mask_h":264}]
</instances>
